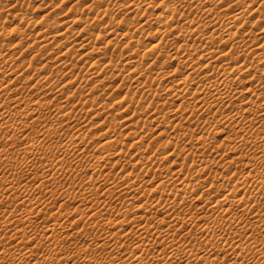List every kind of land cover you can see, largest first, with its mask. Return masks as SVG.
Returning <instances> with one entry per match:
<instances>
[{
    "label": "bare ground",
    "instance_id": "1",
    "mask_svg": "<svg viewBox=\"0 0 264 264\" xmlns=\"http://www.w3.org/2000/svg\"><path fill=\"white\" fill-rule=\"evenodd\" d=\"M25 1H27V0H25ZM65 1H66V3H67V1H69L68 3L72 2V5H73V2L76 4V2H78L79 0H64L62 2H65ZM153 1H155V0H92V3H90V5L82 2L83 4H85L84 7L86 6V9L90 10V12L94 8H96V10H98L96 13L93 11L95 13V15H93L94 20H96L98 18V15H100V14L103 16H106V14L111 13L109 11H113V9L116 10L115 12H117V11H118V13L121 12L120 14H122V12L127 13L128 16L130 14H133L129 18H127L126 17L127 15L124 14L125 16L124 17L121 16L122 17V18H120L121 20L120 19L119 20L113 19V17H111L109 15L106 16V17H110V18H108L109 20L107 19L110 22V23L106 24L108 27H104L106 29V28H109V26H110V29H108V30L106 29L107 33L104 32V35L105 34L106 35L108 34V36L110 35L109 37L107 36V38H109L108 41L105 40L106 39L105 37H104L105 39L103 38V36H104V35H102L103 33L100 36L97 34L98 35L97 37L95 34L93 35L96 37V38H94L95 40H99V39L102 40L101 38H103L105 40V43L106 42L112 43L113 42L112 40L115 39L114 36H116V34L118 33V30H122L123 32L125 31L126 33L123 34V36L118 33L119 36L121 35L123 37V40H121L122 39L121 38L120 40L119 39L116 40V41H118L117 43H116V41L114 42V43H116V45H114L116 49H119L117 47L121 46V45L123 48L124 47H130V45H132V43L134 45L137 44V49H139L138 45L140 44V41H142V40H140V38L138 39L136 37L135 32L140 31V34H141L142 32L145 31L146 28H148L147 27L148 25L149 26L150 25L155 26V28L150 26L151 28H153L155 30V31H152L153 29L150 30V32L152 31L151 32L152 36L154 34H156V35H154V36H156V38L154 37V42H153V44H151V47L150 48H147L148 46L145 47L148 50L143 48L144 51L145 50L146 51L143 53L139 52L140 54L136 53L137 50H134V48H135L134 47L130 50V52H128L126 54L127 58L124 56L127 60L123 59V61H126L124 63V65L127 64V65L131 66V68L128 67L129 70L126 71V73L128 72V74H126L127 80H129L128 78L130 76H132V78H133L132 83L137 84V87L140 88V92H142V96H141L142 98H140V100L138 99L139 103L144 102V104L145 103L147 104V108L148 107L153 108L154 111H152V115H153L152 117L159 114V116L155 117L154 119L152 118L150 120H151V122H153V125L155 126L153 129H155V130L158 129L160 132L158 131L159 133L156 136L154 135V137H151L152 136V132H151L152 129L151 128H150L151 130H149L150 133L148 132L149 128L147 129V132L149 133V134L145 133L147 136L145 134H144V136L141 135V134H143V133H141V131H140L141 134H137L138 133L137 131H139L138 129L137 130L132 129V126L135 125L134 124L135 120L138 123L141 121V123H140L141 126H142V122H143L144 127H146V124L148 126L149 120L146 119L145 115H143V117H141L142 114L141 115H139V113L137 114V111H139V110H136V111L134 110L132 113H129V114H127V116H123V118H121L125 122L124 123L122 121L123 122L122 124H125V126H123V127L129 128V130H130L127 133L128 135H126V136H129V138L132 136L134 138V142H132L131 146L135 148L136 155H138V153L143 155V157H133L134 158L133 160L124 162V163L129 164V166H131V169H130V167L127 165L129 168L126 167L127 171H125V172H123V170L125 169L124 165H122V163L121 164H119V163L126 158L125 156L127 155L126 154L127 148L125 149L124 147H128V146H127V144L125 145V143H123L122 140L120 139V136L122 137V134L119 132L121 129L119 130V128H116L118 125L115 127L113 124L114 128H110V126L108 127V125H110L111 123L110 124L107 123L108 124L107 128H106V130L103 131L104 133H102L105 136L106 141L103 142L104 141L103 140L102 141L103 143H99L100 145L98 143L96 144L97 148H98V146H100L99 149L101 150L99 152L98 151L99 149H97V151L99 153V155H97V156L90 153L91 151L89 150V147L87 148L88 145H84L87 143L86 139L88 138V136L86 134V132H87L86 126H88L87 123L82 124L83 126L82 127L80 126L81 128L79 127L78 130L76 129L77 130V131L75 130L76 132L73 131L74 133H72L71 131H67L68 127H69V129H71L72 121L76 122V121H79L81 119V116L80 117L78 116L79 114H85L86 115L87 113L95 111L92 109L93 107L88 108V110L86 108L90 107V106H96L97 104H99V102L96 101L97 99L94 100L95 99L94 98V99H88L87 100L85 98L86 101L84 100V102L82 101L79 104L76 103L77 102L76 101L75 102L76 105L74 104V106H72V103L70 105L71 99L69 96H68L69 98L67 97V93H65V90L67 89V86L70 87L75 82V80H73L72 82H70L68 80V82L66 81L67 82L66 84H61V86H59V88L54 87L53 84L48 85V83H50V80L51 79L53 80L54 77H57V78H55V80L56 79L58 80V77L65 75V73H64L65 71H62V70L60 71V68L56 69V66L54 67L55 69L50 68V64L48 63L49 60L51 59L50 55L56 54V55H54V59L55 60L58 59L56 62H58L59 63L58 65H60L61 67H63V68L65 67V70H67V68L69 69V67L71 68V65H73V63L71 65L68 64L67 61L65 60V59H67L66 56H68V55L71 56L75 52V48H73V47H74V45L77 44V42L75 44H72L73 43L72 39L68 35V34H71L72 32L70 33V31H69V30H71V26H69L65 23V22H67V20L66 21L64 20L65 22L63 23V24H65V25H63L65 30H63V29L61 30V28L59 30L57 28L58 30H55V32H51V30H53L56 25L52 29L50 28L51 30L49 29V27H51L52 25L57 24V23L59 24V22H56V20H57L56 18H55L53 23H50L51 20L48 22L44 19L46 22H44V20H43L42 26L46 27V28H43L42 31H40L42 28L39 30L40 32H38V34H37V35H40V36H37V37H39V39H37V40H39V43L37 41L38 44L35 42L36 41L35 40V41H33L34 43L31 42L32 44L29 46L28 44H30V43L27 42V44H24L25 43V41H24V43H23L24 46L25 45H27V46H26V48H23V46H22L23 44L21 43V42H23V41H21L23 37L19 38V40L21 39L19 42L21 45L20 44L19 45L22 47V49L20 47H18V48H20V52L17 51L18 53H20V55H18V56L19 57L23 56V58L26 56H29V58H27V60L21 59L22 62L24 61L25 63H27V68L25 67L26 69L31 68L34 70L35 69L34 67H36V65L34 64L35 63L34 61L36 59L39 60V57L43 56V54L46 53L47 56L49 55L48 57H50V59H48L46 62L42 63L40 61L41 62L40 63L38 61V63L41 64L42 68L39 69L38 65H37L36 68H38V69H35L34 72H31L32 71L31 69H30L31 71L23 69L24 68V67L22 68L23 65L22 66L20 65L22 69L18 68L19 66H17L16 62H15V64L13 63L15 60L14 58H17V57L8 58L9 55L7 54L8 56L6 58L4 53L2 54L1 51L3 50L4 47L6 48V46H7L8 48H10L13 45L12 46H9V45L5 46L4 45V47L2 49L0 48V63L2 64V65H0V74H2V75L4 74V76L7 78L9 77L5 81H4V79H6V78H3V80L1 79L2 81H0V96L6 95L7 99H10V100H8V102L3 101V103L0 100V102H1V104H0V116H1V118H0V132H2L1 130H3V129H7V131H9V133L11 132L10 136H9V134H7L10 137L9 138L7 136V141L3 139V138H5L4 136H6V135H4L5 133L2 132L3 138H1V139H3L6 142V143H4L5 145L11 146V149H10L11 152H12V150L13 151L15 150V146L17 145V143L22 142L24 144L23 149L21 147L20 151L17 150L18 153L16 154L17 155L16 157H18L19 152H21L23 154V158H24V160L21 159V162H22V160L24 162H25V160H27L26 162L29 165L26 162H25V164H27V166H29V167L31 166V168H28L26 166L28 171L38 173L37 175H39V173H41V171H42L41 176H39L40 180L36 179L37 176H35V178H34L38 182L37 187H36V189H38V194L40 193V195H41L42 193L46 192L47 190L51 191V189H49V188H51L54 184H55L54 187L56 186V188H59V187H57V186H59V183H56L54 181L51 182L52 179L50 176L48 177V175H49L48 172L50 173V175L54 173L53 175L60 174V175H63V177H64V175H65L64 173L67 172V170H66L67 165H65V164L66 163L70 164V161L66 162L65 164H62V166L56 167V169L53 168L55 165L52 166V164L50 165L49 162L50 161L53 162L54 160H57L58 158L60 159L61 157H63L61 159L62 161L65 159H71L73 164H74V162L77 164L78 169L75 168V165H74V168H75L74 169V168L70 167V165L68 164L69 165L68 168L72 170V171L70 170V172L69 171L68 172L70 174H74V177H76L78 180H84L85 178L87 180H89V179L92 181L94 180L93 181L94 183L91 184L92 185L91 188H90L91 185L87 188L83 185L84 189H82V191L80 193L78 192L79 195L73 194L74 196L73 197L71 196L73 198V200L70 199V200H72L71 203L75 200L79 201L81 199L83 204H84L85 201L86 202L89 201V200H87V198L88 197L90 198V194H92L94 191H97L100 187L101 188L105 187V189H106V190H103L104 192H102V190L100 189L102 192L101 195H103L104 198H105V196L106 197L107 196L108 197L113 196L112 194H114L115 196L116 195L118 196L117 198L114 196L116 199H118V198L122 199L121 198L122 195H124V197H125L124 200L122 201L123 206L120 202L121 200H118L121 204L120 206H122L121 207L122 209L120 208V209L116 210L117 211L116 219H115V217H114V219L112 218L114 221H107L105 218V217H107V215L104 214V218H105L104 221L106 220L107 222H104V223L102 222L103 223L102 224L99 221H96L94 219H92V221L89 222L91 224L92 228L93 227L97 228L96 231L98 233H100L99 232L100 230L105 231V233H108L112 229H114V227H118V230L116 232H114L115 229L112 230L113 231L112 235H114V236L111 235L112 237H114L113 243L109 244L111 239H110V241L107 239L108 237H111V236H109L111 233H108V235H106V237H102L101 240L99 239V237H98V240H96L97 238L94 236L96 239H95V241L92 240V241H94V242H92L93 245L91 243H88L87 245L89 246V248L87 250H85L83 248V250H85L84 251L85 253L83 251H81L82 248H81V250L78 248V250L81 251V253H78L79 255H75L74 257H68V256L64 257L62 255V253L64 251H66L65 254L67 253L66 249L68 247V244L66 246V244H65L66 242L64 241V239H59V237H58L59 234H57L58 236H56L55 233L59 232V231H57L58 227H61L60 229H61V231L63 230V232L65 229L67 231L68 228L72 230V227H74V226H75L74 228L76 229L75 230L76 233L79 232L80 230L78 229L79 231H77L76 225H73L71 227L72 223H71L70 219H69V221H70L69 223H71V224L68 226V224H69L68 218L70 216L63 217L65 214L63 216H61L62 213L59 214L61 212L60 210H58V211L56 210V212H54V211L52 212V207H54L56 205V201L55 200L52 201L50 199L53 195L51 197H49V199H50L49 201H51V202L47 201L46 204L42 205V204H40V201H39L40 199H36V198L33 199L32 196H31L32 198L30 197L29 192H27V191L25 192L27 185L25 186L23 183H21L20 182L21 179H19V181H17L18 179L16 180L15 177H14L15 179H12V177H11V180H10V178H9V180L3 179L4 177L1 176L2 169H3V171L6 169L4 171L6 173L7 168H11L13 165H14V167L15 166L18 167V166L15 165L16 163H15L14 159L12 157H9L11 154L10 153L7 154V151L10 152L8 150V148H6V150H3L4 152L2 151V148L4 145L0 142L1 146L3 145L2 148L0 147L1 148V151H0V167L2 166L1 164L4 165V167L2 169H0L1 170L0 171V205L2 206V204H3V207L5 208V209L2 208V209H4L2 211L0 210V217L3 219L2 222L0 220V236H5V238L8 239V240H6L4 238V240H1L3 237H0V264H3V262L5 260L9 261V264H264V209H262L263 207L261 208L262 204L264 203V79H263V77L256 76L257 71L258 72L260 71L261 74H263V76H264V0H161V2L159 0L160 4L158 3L159 5L157 7L155 6L156 3H154ZM87 2H88V0H87ZM18 3H20V2H18ZM97 3H100V4L104 3V5H107V6L106 7L102 6L103 8L102 7L98 8L97 5H95ZM109 4L110 5L112 4L115 8L113 7L112 9H110L109 7H111L112 5L108 6ZM0 5H1V3H0ZM70 6H71V4H70ZM4 7L6 9V7H9V6L5 5ZM73 7H76V6L74 5ZM73 7L71 6L68 9H72ZM82 7L80 9H83L82 11L84 12L85 8H82ZM158 7H161L160 10ZM2 8H3V6L1 7V11H2ZM3 10H4V8H3ZM8 10L9 9H7V11ZM12 10H13V7H12ZM70 11L75 13L73 16H72V14H70L72 16V18L69 19L68 15L66 17L65 13L63 14V16L65 15V17L71 21L73 19V21H72L73 23L75 21L77 22L79 20H80V22H82V19H84V17H82L83 12L81 10H79V8L77 11L78 12L81 11L82 13L79 12L80 14L76 13L77 11L75 12V10L74 11L70 10ZM19 12H21V11H19ZM64 12L68 13L69 11L68 12L64 11ZM2 13H3V11H2ZM4 13H5V11H4ZM147 13H150V15L148 17L144 18L143 16L144 15L146 16ZM12 14H13V12L12 13L9 12L7 15L12 16ZM84 14L85 13H83V15ZM70 15H69V17H70ZM87 15H89V14L86 13L85 16H87ZM138 15H139V17L142 16V19L143 18L144 19H143V22H141L139 19H137V20H139L138 21L139 23H138V25H135L136 24L135 21H137V20H135V21H133V20L136 19V17ZM13 16L16 17L17 19L22 18V17L18 18L19 17L18 14H17L18 17L16 15H13ZM46 16H49V14H47ZM252 16H254V17H252ZM106 17H104V18H106ZM139 17H137V18H139ZM248 17H252L253 21H250V19H249V21H247L246 19H248ZM11 18H13V17H11ZM16 18H13V19H16ZM100 18L102 19V17H99L98 19H100ZM104 18H103V21H104ZM46 19H47V17H46ZM88 19H90L89 16L87 17V20ZM94 20L91 21L92 24H93V22H95ZM83 21H85V20H83ZM97 21L98 20H96V22L94 23L95 24L94 26L97 25ZM88 22H89V20H88ZM0 23H1V21H0ZM23 23L24 22H22V24ZM127 23L129 25H127ZM248 23L250 24L251 29H249L250 27L247 26ZM85 24H84V26H87V27L82 28L81 33L85 32L86 35L87 34L89 35V33L91 35L92 31L90 30V28H88L90 25H85ZM89 24H90V22H89ZM111 24H113V25L111 26ZM59 25H60V27H62L61 23ZM82 25H83V23H82ZM103 25H105V24L103 23ZM103 25L101 24L100 27L102 26V28H103ZM73 26H74V24H73ZM73 26H72V28H73ZM16 27L17 26H15V28ZM19 27L22 28V25H20ZM19 27H18L19 32L22 33V35H24V33L22 32L23 29L21 31V29H19ZM131 27H133L132 28L133 30H130ZM256 27H257V30L254 29ZM15 28H14V30H15ZM252 28L255 31L254 30L252 31ZM99 29H101V28H99ZM16 30H17V28H16ZM147 30L148 29H146V31ZM89 31H91V32H89ZM13 32L14 31H12V33ZM19 32L17 31V33H19ZM123 32H121V33H123ZM145 32L142 34L144 35V34L148 33L147 38L149 39V37L151 36V35H149L150 34L149 31H147L146 33ZM100 33H101V31H100ZM0 34H1V32H0ZM2 34H3V31H2ZM2 34H1V36H2ZM27 36L29 37V35H27ZM72 36H73V34H72ZM93 36L90 38L92 39ZM25 37L26 36H24V38ZM28 37H26L25 40H28ZM85 37H87V36H85ZM111 37H113V39H110ZM139 37H140V35H139ZM141 38H142V35H141ZM151 39H153V38H151ZM216 39H219V40L216 41ZM87 40H85V42ZM14 41H16V40H14ZM91 41H93V39ZM91 41H90V39L88 40V42L90 44H91ZM144 41H146V40H144ZM16 42H18V40ZM85 42H83V43H85ZM79 43H81V42H79ZM83 43H81V44H83ZM52 44H55V45H53V47H51L50 45H52ZM70 44H72L71 46H73L72 49L69 48V46H68ZM78 44H77V46H78ZM112 44H111V46H112ZM141 44H143V41ZM145 44L147 45V42ZM145 44H144V46H146ZM19 45L15 44L14 47L17 48V46H19ZM56 45H57V48H54ZM89 46L92 47V49L94 48V46H92V45H89ZM122 47H120V48H122ZM31 48H33V49L38 48V49L37 50L35 49L33 51ZM44 48H47V49L42 54L41 50H43ZM65 48H67V50H65ZM83 48L84 49L87 48L86 44L80 45L79 49L81 50ZM13 49H15V48H13ZM73 49H74V51H72ZM126 49H128V48H126ZM129 49H128V51H129ZM140 49L142 50L141 47H140ZM30 50H31V52H30ZM71 52H72V54H69ZM92 52H93V50L92 51L89 50V52H87L86 54H83L81 57H86V55L89 56ZM40 53L42 55H40ZM252 54L255 55L256 60H254L253 58L251 60H249L248 57H249V55H252ZM120 55L123 57L122 53ZM47 56H45V57H47ZM55 56H57V58ZM108 57H110V56H108ZM108 57H104V59L108 58ZM122 57H120L121 60L118 61L119 63L117 61H115L118 57L114 60L115 62H113L114 57H113V59L111 57L112 63L117 62L120 65L122 63ZM40 58H42V57H40ZM43 59H45V58H43ZM111 59H109V61H110L109 63L107 62L108 64L103 66V68L101 69L102 71H105V69L107 67H110V66L112 67V65H110ZM201 59H208V60L205 62L202 61V63H199V61ZM55 60H53V61H55ZM144 60L145 61L147 60V62H144ZM68 61H69V63L74 62L72 60L70 61V59ZM106 61H107V59H106ZM50 63H51V60H50ZM257 63L263 64V66L262 65H261L262 67L257 66L258 65ZM13 64H14V66H13ZM40 64H39V66H40ZM18 65H19V63H18ZM74 65H75V62H74ZM91 65L89 67L91 70L87 69V70H89L87 74H85V75L80 74V76L83 75L81 77L78 74L79 78H81V80L84 82L89 83L91 80L94 79L93 78V77H95L94 74L96 72H98V69H99L98 65L96 66L95 64H93V65H95V66L92 65L93 67H91ZM48 66L50 68L49 70L47 69ZM115 66L117 68V64ZM142 66H143V69L140 68ZM257 67L258 68L260 67V68L256 71ZM74 68H72V69H74ZM164 69H165V71H164ZM254 69H255V72H253ZM113 70L115 71V69H113ZM116 70H118V68ZM69 71L66 72V75H69V73L71 72V71L70 72ZM90 71H92V72L89 73ZM114 71H113V76L115 77L114 74H116V73H114ZM30 72L32 73L31 76H29V75L27 76V74L28 73L30 74ZM80 72H82V71H80ZM86 72H84V73H86ZM115 72H117V71H115ZM118 72H119V70H118ZM119 74H117V75H119ZM177 75L179 77L177 79L173 80L172 79V78H174L173 76L177 77ZM78 76L75 77V79L78 78ZM256 78H258V81L256 80ZM254 79L256 80V82ZM97 80H95V82ZM31 81H33L35 83V84H33V86L30 84V83H32ZM99 81H101V80H99ZM155 81H156V83H155ZM251 81H254L255 83H250ZM91 82H93V81H91ZM42 83H44V85H42ZM98 83L101 84V82H98ZM98 83L95 84L96 87L92 86V88L99 87L100 84L98 85ZM36 85L38 86V88L35 87ZM17 86H19V87L17 88ZM101 86H103L105 88L106 85L103 84V82H102ZM118 86H119V84H118ZM130 86L131 85H129L128 87H130ZM29 87H31V88H29ZM34 87L38 91L37 93L35 92L37 94V96L35 94H33V92H32L33 90L30 91V89H32ZM120 87H122V86H119L118 89ZM20 88H21V91L19 90ZM95 88H94V90H95ZM99 88H101V87H99ZM109 88H111V87L109 86ZM22 89L23 90L29 89V91L28 92L25 91L26 93H24V92H22L23 91ZM54 89H56L55 92H54ZM106 89H107V87H106ZM120 89H119V91L122 92L123 90L122 89L120 90ZM165 89L170 90L171 94L167 95L163 98H159L158 100L152 99L155 97L158 98V96L160 97V95H163V94H160V91L162 93V92L166 91ZM42 90L46 91V92L52 91V93L55 95L54 96L55 99H58L56 97H60V96L62 99L64 98L62 103H57L59 105L56 106L53 104L56 107L53 106L54 107L53 112L49 111L48 114L51 115L53 118L52 120L49 119V121L47 120V116H45V114H46L47 110H50V105H49L50 101H48L49 104H45V103L43 104V102H42L43 100H42L41 102H39V103H42V105H38L39 104L38 101H40V100L34 99V96L36 98V97H38V95L39 96L42 95ZM130 90H132V87ZM136 90H139V89L136 88ZM89 91L92 92L93 90L92 91L89 90ZM101 91H103V90H101ZM93 92L91 94H93ZM134 92L137 93L136 91H134ZM140 92L138 91L139 94H140ZM43 93H45V92H43ZM115 93H113V94H115ZM130 93L132 95V92H130ZM74 94L71 95L73 98H75V96H76V94L75 95ZM91 94L88 93V95H90V96H91ZM166 94L164 92V95H166ZM112 95H109V97L111 96V98L113 99L114 95L113 96ZM118 96H121V95H118ZM127 96H129V95H127V92H126V98H127ZM135 96L136 95L132 96L130 100L128 99L129 97L127 98L130 102L127 100L126 103L128 102L130 104L127 103L128 105L125 106L126 110H123L122 111L123 113L130 110V107H132L131 106L132 103L136 104L138 102V101L136 102V100H137L136 98H135L136 100H134L133 97H135ZM42 97H45V96H42ZM96 97H98V95ZM91 98H93V96ZM77 99H78V97H77ZM115 99H117V98H115ZM170 99L172 101H173V99L175 101L176 100L177 101L182 100V101L179 104H177L176 106H174L175 108H173V109L171 108L172 110L164 111L165 108L163 109V106L164 107H165V105L169 106L168 103H170V104L172 103L170 101ZM4 100H6V99H4ZM80 100H78V101H80ZM133 100L135 102H133ZM190 100L192 101V102H190L191 103L190 105L187 106V105L183 104V102L185 103V102L190 101ZM36 101L38 103V104L36 103L38 106L35 105ZM120 101H124V98H123V100H120ZM120 101L115 100V102H120ZM71 102H73V101H71ZM96 102H97V104H96ZM115 102H113V103H115ZM23 103H24V105H26V107L24 106L25 108H23V110L22 109L20 110V108L22 107L20 105ZM187 104H189V103L187 102ZM103 105H107V103L104 102L101 106L99 105V108H97L98 106L95 107L98 109V110H96L97 116H99V115L101 116L102 113H104L105 108L107 106H103ZM113 105H115V104H113ZM113 105H112V107H113ZM172 105H174V103ZM117 106H118V104H117ZM119 106H121V108H122V105H119ZM169 107H171V106H169ZM113 108H115V107H113ZM168 108H166V109H168ZM12 113H15V115H17V118ZM11 115H13L12 117H15L14 119H17V120L14 121L12 119ZM113 115H112V117H113ZM44 116L46 117L47 121L45 120V118L43 120ZM148 116L150 117L151 114L147 115V118H148ZM77 117H79V118H77ZM171 117H173V118H171ZM49 118H51V117H49ZM114 119H116V118H114ZM137 119H139V120H137ZM38 120H40L39 122L41 123V127L39 128L40 130H38V132H36L37 130L35 131L36 133L39 134L38 138L37 137H36V139L31 138L32 136H30L29 131H33V129L35 127V122L36 121L38 122ZM76 123L79 124L78 122H76ZM103 123H104V121H103ZM77 124H74V126H76ZM99 124L100 123H98V126L102 127V125L101 124L99 125ZM105 124H106V122H105ZM122 124H121V126H122ZM149 124H150V122H149ZM105 126H104V128H105ZM188 126L192 127V128L197 127L198 129H202L203 131L208 126L210 129L206 130L204 132L202 130H200V132L198 131L195 134H191V132L188 130L189 129ZM95 127H97V126H95ZM144 127L143 128L140 127V129H145ZM181 127H183V130H186V131L188 130L189 133L186 132V134H184L185 132L183 131L184 133H183V135H181L183 137H181V136H180V138L177 137L174 139L175 141H170L171 139L169 141H167L168 139H166V140L164 139L168 143L167 142L165 143V141L163 140L165 146H163V145L161 146V144H163V142L162 143L160 142L161 141L160 138H162L160 136H162L165 133L166 134L165 136L167 137L168 136L167 134H169V133H166V132L168 130L171 131V128H172V130L175 131L177 128L181 129ZM64 128H67V130H66L67 133L70 132L71 135L69 136L68 139H66L63 142L62 138L65 136V132H66L64 130ZM227 128L228 129L231 128L232 133H233V137L230 134L231 137L228 136V138H226V140H223L225 138L224 137L222 139L223 142L220 145L212 146V147H214L213 152H215V148H216L217 158L214 157V159H213L215 161L210 162V161L204 160L203 155L201 157L200 154L207 151V149H209V146H210V148H212L211 147L212 142H210L211 137L213 138L212 135L214 133L215 134L216 133L224 134L223 132H225V130ZM36 129H38V128H36ZM96 130H98V128H96ZM132 130L136 131L137 133L133 132ZM193 130H194V128L192 129V131ZM88 131H90V130H88ZM98 131H100V130H98ZM229 131H230V129H229ZM35 132H34V134H35ZM102 134H101V136H102ZM216 135H218V134H216ZM2 136H0V137H2ZM89 136H91V135H89ZM104 136H103V138H104ZM149 137H151V138H149ZM163 137H164V135H163ZM147 138L150 139V142H152V145H153V143L156 144V142H160L161 144L157 143L158 147L160 145V147L165 148V149H163V151H161V152H158L159 151L158 149H157L158 151H156V149H154V151H153L154 145L150 146L151 143H149L150 145L146 146L147 145L146 140H148ZM158 139H160V140H158ZM56 141H59V142H57L58 146H55L56 144L55 145L52 144ZM185 141L186 142H191V141L194 142V145L192 144L193 146H191V148H189V152L187 153V155H188V158L191 159L192 164H190V165H193L194 168H196V167L198 168L197 170L196 169L194 170L196 172H192V173H196V175L199 174V178H196L194 174H191V172H189L188 175H184L185 173H183V171H184V167L186 165L185 161H184L185 163L180 162V164H179V163H175L176 162L175 159H178L177 157L176 158L174 157L175 159L172 160L173 162L171 161L172 163L168 159V158H170V156L172 158V156H174V155H177V156L180 155L179 153L182 152L184 148L179 149V148H181V146L179 147V145H181L180 143H183ZM48 142H50V143L52 142L51 143L52 146L54 145L56 148L57 147L58 148L57 149L53 148L52 150H48V149L52 148V147L49 148L48 145H47L48 149L46 148L45 144ZM12 146H14L13 147L14 149H12ZM222 147H223V151H221L220 153L217 152V149L222 150ZM143 148L145 149L144 151H143ZM131 149H133V148H131ZM184 150H186V149H184ZM245 150H247V152H245ZM128 151H129V149L127 150V152ZM137 151H138V153H137ZM149 151H152V154L149 157H148V155L146 157H144L145 153H148ZM186 152H187V150L185 151V153ZM248 152H250V153H248ZM12 153L15 154L16 152L14 151ZM123 153L125 155L123 157H125V158L122 159ZM22 154L20 156H22ZM112 154L117 155V157H118L117 161L112 162L113 166L115 167V166L122 165V166H120L118 171H116L115 168H113V169L110 168L111 167L110 165H112V164L109 165L110 167H107L108 166L107 163L109 162V157L111 158ZM136 155H135V153L133 154V156H136ZM196 155L198 157H196ZM190 156H192V158ZM204 156H205V154H204ZM212 156H214V155H212ZM19 158H17V160ZM130 158H132V157H130ZM12 159H13V161H12ZM166 159H168L167 162L171 163V165L176 166L177 164H179V165H177L178 167L174 170H171L172 169V167H171V169L169 168L171 170V171L169 170L170 172L169 171L165 172L168 169H166L164 171L165 168H163V166L166 164L163 165L162 162L163 163H166V162H164V161L161 162V160H166ZM15 160H16V158H15ZM34 160H36V161L38 160V162L41 165L40 168L37 167L38 165L36 166V168H34L35 165L37 164V163L34 164ZM186 160H187V158H186ZM17 162H19V161H17ZM57 162L55 163V161H54V164H57ZM157 163L162 164L163 165L162 168H159V166H157ZM216 163L219 164L221 168L223 167L222 170L224 169L225 172H223L222 170H221V172H219L218 168H217V171H213L212 167ZM21 164H23V162L20 163V165ZM73 164H71V165H73ZM104 165H106V167L108 168L107 170H109V168H110V170L105 171ZM167 165H168L167 168L171 166L170 164H167ZM49 166L50 167L52 166V168H48ZM200 166H202V167L200 168ZM20 167H22V165ZM24 167H25V165H24ZM214 167H216V166H214ZM25 168H22V169L24 170ZM173 168H174V166H173ZM114 169H115V172H114ZM128 169H130V170H128ZM137 169H139V172L142 171L141 173L152 172V174L150 175V176H152V178L150 177L151 178L150 181L152 180V182L154 181V179L156 181V179L158 177L160 178V180L157 179L160 182H158V183L156 182L157 184H156L155 188L153 186L155 183L154 184L152 183L153 189L156 193L155 199L153 200L156 203L155 204L156 206L150 205L152 202L150 200V202L148 203L149 206H146V204H145L146 207L144 206V208H143L144 204L142 205V203H141L142 201L141 202L139 201V202L141 203L142 206L141 205L140 206L142 207V209L144 211L143 215H145V212L149 213L152 211V214L151 213H149V214H151L152 217L154 218L155 216L157 217V215L159 213H163V215H165V216L168 215V217H169V214H171V211H172V214L175 213L174 216H172L173 218H171L170 221H169V219L167 220L168 222L166 221V223L168 224V228L166 229V231L169 229L170 234L165 233L164 230H163L164 233L162 231H158V230L156 231L155 229L157 227L155 226L154 223H153V225L156 228L154 229L152 227L153 232L150 234L149 232L151 230L150 227L152 226L151 225L152 222H150V224H142V225H140L141 223L140 224L138 223L139 227L137 228L136 231L134 229L137 227V225H136V227L134 225L135 228L133 230L135 232L132 230V228H133L132 225H131L132 227L130 228L131 230H129V231L124 228V225L126 224V222H128V221L132 222V221H135V219H136V217H134V216L132 218V215H134L135 213L132 214L130 212L133 207L130 210V209H126L127 208L126 206H128V204H129L128 202L130 199H135V197L137 195L136 192H138V191L140 192V190L143 186L142 178H144V177H142V176L139 177V175H137V173H135V171ZM23 170H22V172L25 171V170L24 171ZM52 170H55V171L53 173H51L50 171H52ZM112 170L114 173H116L115 175L117 176V178L120 174L118 181H116L115 179H117V178H114V177H112L114 179L111 180L110 175L112 174ZM192 170H193V168H192ZM8 171H10V170H8ZM18 171H21V170H18ZM28 171H27V173L29 174ZM62 171H66V172H62ZM89 171H91V173H92V175H90V176L87 175V173H89ZM185 171H186V168H185ZM31 172H30V174L32 175L33 173H31ZM208 172H210V174L212 172H214V174H215V175L211 174L212 176H214L215 179L213 177H211V175H208L213 179V181L211 183H209L208 178L205 179L206 177L205 178L203 177L202 179H200L201 173H205L204 174V176H205V175H207ZM121 173H122V175H121ZM134 173L136 175H134ZM7 174L12 176L13 172H12V174L10 172L6 173V175ZM16 174H17V172H16ZM9 175H7L5 177L8 178ZM25 175H26V173H25ZM94 175H97L98 177L95 178ZM112 175L114 176V174H112ZM141 175H143V174H141ZM146 175H149V174H146ZM33 176H34V174H33ZM19 177H21V176H19ZM19 177L17 175V178H19ZM24 177L22 175L21 178L24 179ZM32 177L30 179H32ZM147 177H149V176H147ZM25 178L28 179L27 177H25ZM56 178H55V180H56ZM58 178H57V181H58ZM140 178H141V181H140ZM233 178L236 179L237 184H235V183L233 185L230 184L231 180ZM71 179H73V178H71ZM87 180H85V182H87ZM143 180H144V186H145L147 179L146 180L143 179ZM24 181H26V180L24 179ZM150 181H148V182L150 183ZM202 181L208 182V188H206L204 191L202 188H205L206 186L202 187L204 184V183L202 184ZM26 182H28V180ZM85 182L84 183L82 182V183L85 184ZM90 183H91V181H90ZM90 183H86V185L90 184ZM20 184H21V186H22V184L24 186L20 187ZM70 185H71V183H70ZM28 186H29V184H28ZM147 186H146V188H147ZM30 187H31V185H30ZM76 187H78V186H76ZM167 187H169V188H167ZM20 188L21 189L23 188L22 191L25 189L24 192L28 197H25L26 195L22 196L21 192H20V194H21L20 196H22V197H19V194H16L17 191L21 190ZM69 188L72 189V187H69ZM81 188H82V186H81ZM199 188L202 189L201 195H200V193H198V191H200ZM52 189H53V187H52ZM142 189H145V188L143 187ZM100 190H98L96 193H98ZM147 190H148V188H147ZM147 190L145 189L144 193L143 194L140 193V195L144 196L146 194ZM30 191H31V188H30ZM66 191H67V189H66ZM78 191H80V190H78ZM209 191H210V193L207 194L208 196L212 195L211 193H214V194L212 196L205 197V199H204L203 198L205 195L204 193H207ZM53 192H55V189L51 193H53ZM58 192H59V190H58ZM70 192H68V193H70ZM149 192H150V190H149ZM65 193H67V192H65ZM62 194L65 196V194L63 192L60 195L62 196ZM16 195H18V196H16ZM70 195H72V194H68V196H70ZM101 195H100V197H101ZM61 196H59V197H61ZM92 196H94V198L95 197L97 198V196H99V195L95 196V194H93ZM142 196H140V197L142 198ZM36 197H38V196H36ZM59 197L58 198L56 197V198L59 199ZM146 197H147V194H146ZM149 197H151V196H149ZM46 198H48V197H46ZM91 198H90V200H91ZM110 198H112V197H110ZM153 198H151V199H153ZM162 198L165 199L164 201L166 203L163 201ZM200 198L204 199L203 200L204 202L201 199L202 204H198V203L196 204V202H198L200 200ZM52 199H54V196ZM64 199L66 200L65 197H64ZM64 199H63V202H64ZM136 199H137V197H136ZM160 199H162L161 203H165V204L162 205L161 203H159ZM60 200H58V202ZM104 200H102V203H104ZM109 201H111V200H109ZM96 203H97V201H96ZM113 203L114 202H112V204ZM130 203H132V206H133L134 202H130ZM68 204H70V202H68ZM83 204H81V206H83ZM125 204H127V205L125 206ZM58 205H59V207H61V205H64V204H61V205L58 204ZM107 205H105V203L103 204L104 207ZM160 205H162V207L158 208ZM23 206H25V207H23ZM136 206L137 205L135 204L134 207H136ZM138 206H139V204H138ZM65 207H67L66 204H65ZM83 207H85V206H83ZM83 207H80V208L85 211L86 209ZM91 207H93V206H91ZM96 207H98V206H96ZM99 207H101V206H99ZM107 207H105V208H107ZM111 207H109V208L114 209ZM116 207H118V206H116ZM137 207H136V209H137ZM192 207H193V209L200 211L199 214L196 213V210H193ZM54 208H56V206ZM71 208H73V206ZM180 208H185V210H186V208H188L189 210L192 209L194 211L195 215L190 213L189 215L187 214L188 215V217H187L186 214H184L186 217H184V219H183L181 217L182 213H180L181 216L179 214L177 215V213H176L178 210H180ZM66 209L67 208H63V207L61 208V210H65V211H66ZM69 209H67V210H69ZM81 209H79V210H81ZM90 209H92V208L89 207V210ZM103 209L104 208H102L101 210H103ZM110 209H109V211H110ZM72 210H74V209H72ZM89 210L87 209V211L89 212L88 214L90 215ZM187 210H186V213H189L190 211L188 210V212H187ZM192 210H191V212H192ZM65 211H63V213ZM76 211H78V210H76ZM94 211H96V210H94ZM49 212H50V214L48 216L49 219H48V217L45 219H43V217H42V221L44 222V220H46L47 225L45 224L46 225L45 227L42 225V227L44 228L43 230L40 227L41 231L43 233L42 234L38 233L41 236V239L39 238L40 241L38 240V242H39L38 245L40 246L41 244H43V248H44V246L47 247V249H46V247H45V249L48 250V254L50 252L51 253L49 255H45V256L43 255L42 261L40 259V261L37 260V261L31 262L32 257L35 255L36 246H31L32 248L34 247L33 249L31 247H30L31 249H28L27 246L31 245L30 241H34L35 239H37L34 237L35 239L32 240L31 236L33 237L34 233L38 232V230L35 231L34 226L33 227L31 226V228L29 230H25L26 228L25 229L22 228V226H24L25 224L21 226L20 223L24 222V221H26V223H27V221H29L30 224H29V222H28V224L32 225V223H34L36 221L35 218L38 217L39 214L42 215L41 213L46 214ZM67 212L69 213L70 210ZM74 212L75 211H73L72 213H74ZM80 212L78 211V214H81L78 218L79 219L84 218L83 216H85V215H83V214H85V212L84 213L82 211H80ZM134 212H136V211H134ZM68 213H67V215H68ZM100 213H103V212H101L99 209L95 213H93V214L91 213L92 215H90L88 218H93V217L96 218V217H98V215ZM130 213L132 214L131 216H130ZM113 214L115 215L114 212L112 213V215ZM46 215H48V214H46ZM67 215H65V216H67ZM171 215H170V217H171ZM197 215H199V216H197ZM146 216L144 217V220H145V218L147 220ZM158 216H161V215H158ZM140 217H141V219H143L142 216H140ZM140 217H138V218L140 219ZM156 217H155V219H151V220L148 219V220L154 221V220H157L159 218L158 217L156 219ZM168 217H166V218H168ZM180 217H181V219H180ZM101 218H103V217H101ZM107 218L109 219V217H107ZM206 218L207 219L211 218L210 222L205 220ZM74 220H76V218H74ZM118 220H119V222H118ZM159 220H160V218H159ZM163 220H164V216H163ZM79 221L80 220H78V223L80 224V222H82L83 220L80 222ZM88 221H89V219H88ZM36 222H38V221H36ZM43 222H38V225H40V223H43ZM132 223H134V222H132ZM135 223H136V221H135ZM163 223H165V222H163ZM148 225L149 226L151 225V226L149 227ZM19 226H21L20 227L21 229L18 228ZM35 226L38 227L37 223ZM67 226H68V228H67ZM187 226L191 228V229L189 228L188 231H187ZM29 227H27V228H29ZM86 227H87V225H86ZM80 228L82 230V228L84 229L85 227L81 226ZM95 228H93V229H95ZM160 229L162 230V228H160ZM163 229H164V227H163ZM184 229L187 231V232L185 231V234L183 233ZM171 231H173V233H179V234L183 233L185 236H187V235L192 236L191 238H193V240L195 239L197 241L196 244L198 243V246L195 248H178V246L174 242L175 237L173 236L174 239H171L172 236L170 237ZM73 232H74V229H73ZM73 232H71V233H73ZM62 233H60V235H62ZM66 233L64 234V236L67 235ZM83 233H86V231H84ZM92 233L94 234V231ZM105 233H103L102 236ZM81 234H79V235L77 234V235L81 236ZM131 235H132L133 239H135L138 244L136 243V245H134L135 247L132 250L127 251L128 253H125L123 255L121 254L120 257L118 256V254L114 255L115 254L114 252H116V251L120 252L122 250L125 251L126 249H128V247L126 249H123L124 248L123 246H125L126 242H123L122 240H124V238H128L129 236L131 237ZM54 236H56V238L58 237L59 240L55 239ZM70 236L74 237L76 235L71 234ZM180 236L182 237L183 235H180ZM63 237L61 236V238H63ZM81 237H80V239H81ZM148 237L154 238L155 243L152 244L154 241H152V243H149L151 240H148ZM255 237H257V238L259 237L260 240H257V238H255ZM67 238L65 237V240ZM70 238L72 239V237H70ZM86 238H87V236H86ZM92 238L93 237H91L90 239H92ZM100 238H101V236H100ZM184 238L185 237H183V239ZM189 239H190V237H189ZM75 240L77 241L78 239H75ZM4 241H6V242H4ZM88 241H89V239H88ZM188 241H190V240H188ZM188 241H187V243H188ZM75 242H74V245H73L72 241L70 242L71 245H73V247H76L79 244V242H78V244H76L77 242L76 243ZM145 242L149 243V245H147V244L145 245L144 244ZM28 243H30V244H28ZM80 243H82V241ZM83 243H86V241H84ZM63 244L66 246V249L64 248V250L61 252V248L65 247ZM132 244H135V243H132ZM132 244H131V246L133 247ZM79 247H82V245H80ZM69 248L71 249L72 246ZM107 248H109L110 249L109 251H111V252H108V253H110V255H108L107 257H106V255H105V257H101L100 255L97 256L99 254V253H97L98 250L104 251V249H107ZM34 249H35V251H34ZM72 250H73V248H72ZM74 250H73L72 255L74 254V252H76L77 249H74ZM88 251L90 254L88 253ZM82 252H83V254H82ZM86 252L88 254H86ZM45 253L47 254V252H45ZM60 253H61L62 257L60 256ZM92 253L97 254V255H93ZM105 253H107L106 250H105ZM112 253H114V254H112ZM37 254H39V253L37 252ZM103 254H102V256H103ZM220 255H223V256H220ZM40 257H42V254L40 255ZM146 257H148V259H146ZM35 259H37V257ZM249 259H251L250 262H248Z\"/></svg>",
    "mask_w": 264,
    "mask_h": 264
},
{
    "label": "rangeland",
    "instance_id": "2",
    "mask_svg": "<svg viewBox=\"0 0 264 264\" xmlns=\"http://www.w3.org/2000/svg\"><path fill=\"white\" fill-rule=\"evenodd\" d=\"M62 1H64V0H62ZM62 1H61V0H27V1H25V0H0V3H1V5H0V21H1V23H0V32H1V34H2V31H3L2 36H1V34H0V48L2 49V48L4 47V45H5V46H6V45H9V46H12V45H13L12 47L15 48V49H13L12 47L8 48V47L6 46V48L4 47L3 50H2L1 52H2V54L4 53V55H5L6 58H7L8 55H9L8 58H11V57H12V58L17 57V58H14L16 61L14 60L13 63L15 64V62H16L17 66H19L18 68H20V69H22L23 67H24L23 69H26V68H27V63H25L24 61L22 62L21 59H26V60H27V58H29V56H26V57H24V58H23V56H21L22 58L18 56V55H20V53H18V52H20V48L22 49V47L20 46L21 44L19 43L21 39L19 40V38H20V37H23V38H24V36L28 37L27 35H29L28 40H25L26 37H25L24 39L22 38V40H21V41H23V42H21L22 44H23L24 41H25L24 44H27V42H28V43H30V44H28V45L30 46V45L32 44L31 42H33V41H35V40H36V41H35L36 43H37V41H38V43H39V40H37V39H39V37H37V36H40V35H37V34H38V32L42 31L43 28H46V27H43V26H42V25H43V20H44V19H45L46 21H48V22H49L50 20H51V21L53 20L52 22L50 21V23H53L54 20H55V18H56V19H57L56 22H59V24L61 23V26H62V27H60V25H59L58 23L52 25L51 27H49V29H50V28L52 29V28L56 25V26H55L56 28L54 27L53 30L50 29L51 32H55V30H58V29L60 30V28H61V30H62V29L65 30V28H64V26H63V25H65V24H63V23L67 20V22H65V23H66L67 25L71 26V30H69V31H70V33H71V32H72V33H71V34H68V35H69V37L72 39V42H73L72 44H75L76 42H77V44H78L79 42L83 43V42H85V40H87V39H88V40L90 39V41L93 39V41H91V44H90V43L88 42V40H87V41H86L85 43H83V44L79 43L78 46H77V44L74 45V47L71 46L72 44L68 45L69 48H71V49H72V47L75 48V52H74L75 54L73 53V54H74V55H73L72 52H71V53H69V54H72V55H71L72 57L69 56V55L66 56L67 59H65V60L67 61V63L70 64V65L73 63V65H71V68L69 67V69L67 68V70H65V67L63 68V67H61L60 65H58L59 63L56 62L58 59H56V60L54 59V55H56V54H52V55H50V56H51V59H50V57H48L49 55L47 56L46 53H45L46 55L43 54L47 48H44L43 50H41V53L43 54L44 57H43V56H40V57H42V58L39 57V60L36 59L37 61L35 60V61H34V62H35L34 64L36 65V67H37V65H38V68L40 69V68H42L40 63H41V62H42V63H43V62H46L48 59H50V60H51V63H50V60H49V62H48V63L50 64V68H54V67L56 66V69H59V68H60V71H61V70H62V71H65V72H64V73H65L64 76L62 75V76L58 77V80H57V79L55 80V78H57V77H54L53 80H52V79L50 80V83H48V85L53 84L54 87H56V88L58 87V88H59V86H61V84H66V83L68 82V80H69L70 82H72L73 80H75V82H74L70 87L67 86V89L65 90V93H67V97L69 96L70 99H71V101H73V102L70 101V105H71V103H72V106H74V104L76 105V103L79 104V103L82 102V101L84 102L85 98H86L87 100H88V99H94V98H95L94 100L97 99L96 101H98L99 104H97V102H96V104H97L96 106H90V107H87V108H86V109L88 110V108L93 107L92 109L95 110V111L90 112V113H87L86 115H85V114H79L78 116H79V117L81 116V119H80L79 121H76V122H78L79 124H77L75 121H74V122L72 121L71 129H69V127H68V130H67V128H64V130H65V131H66V130H67V131H71L72 133H74V132H76V131L78 130V128H79L80 126H81V127L83 126L82 124H86V123H87L88 126H86V127H87V129H86V131H87L86 134H87L88 138L86 139L87 143L85 142L86 144H84V145H88L87 148L89 147V150L91 151L90 153H91V154H94V155L97 156V155H99L98 151L100 152L101 150L99 149L100 146H98V148H97L96 144H97V143H98V144H99V143H103V142L106 141V140H105V136H104L102 133H104L103 131L106 130L107 125L111 123L112 125H111V124L108 125V127L110 126V128H114V126L116 127V126L118 125L116 128H119V130L121 129L120 131H119V130H118V131L122 134V137L120 136V139L122 140L123 143H125V145L127 144V146H128V147H124L125 149L127 148V149H126V154H127V155L125 156L124 153H123V155H122V159L126 157L128 160L125 158L126 160H125V159H124V160L121 159L122 161H121L120 163L118 162L119 164L122 163V165H124V168H125V169L123 170V172H125V171H127L126 167H127V168L130 167V169H131V166H129V164L124 163V162H127V161H131V160H133V159H134L133 157H143V155L139 154L138 151H137L138 155H136V150H135V148L131 146L132 142H134V138H133L132 136H131L132 138H131V137L129 138V136H126V135H128L127 133H128L130 130H129V128H124V127H123V126H125V124H122L124 121H123L121 118H123V116H127V114H129V113H132L134 110H135V111H136V110H139L141 113H140L139 111H137V114H138V113H139V115L142 114L141 117H143V115H145L146 119L149 120L150 124H149V122H148V126H147V124H146V127H144V126H143V122H142V126H141V124H140L141 121L138 123V122L135 120V121H134V122H135V123H134L135 125L132 126V129H134V130H135V129H136V130L138 129L139 131H137L138 133H137L136 131H134V130H132V131L135 132V133H137V134H141V133H143V134H141V135L144 136L145 133H146V134H147L148 132L150 133L149 130L152 129V131H151V132H152V136H151V137H154V135L156 136V135L160 132L158 129H157V130L153 129L155 126L153 125V122H151V120H150V119H152V118L154 119L155 117L159 116V114L156 115V116H154V117H152V116H153V115H152V111H154L153 108H149V107L147 108V104H146V103L144 104V102H143V103H142V102L139 103L138 99L140 100V98H142V97H141V96H142V92H140V88L137 87V84L132 83V80H133L132 76H130V77L128 78L129 80H127V78H126L127 75H126V74H128V72L126 73V71L129 70L128 67L131 68V66H130V65H127V64L124 65V63H125L126 61H123V59H124V60H127V59H126V58H127V57H126V54H127L128 52H130V50H131L132 48L135 47L136 49L134 48V50H137L136 53H137V54H140L139 52H142V53H143V52L146 51V50L144 51L143 48H145V47H147V46H148L147 48H150V47H151V44H153V42H154V37L156 38V36H154V35H156V34H154L153 36H152V34H151L152 31H155V30L153 29V28H155V26H154V25H150L151 27H153V28H151V27L148 25V26H147L148 28H146V29H148L147 31H149V33H150L149 35L152 36V37L150 36L149 39L147 38V37H148V33H147V34H144V35L142 34V33H144V32L146 31V29H145V31L142 32L141 34H140V31H136V32H135L136 37H137L138 39L140 38V40L143 41V44H141L142 41H140V44H141L143 47L139 44V45H138V46H139V49H137V44L134 45V44L132 43V45H130L131 48H130V47H124V48H123L122 45H121V46H118V47H117V48H119V49H116L115 46H114V45H116V43L118 42V41H116V40H118V39L120 40L121 38H122L121 40H123V37H122V36H123V34H125L126 32H125V31L123 32L122 30H118V33L121 34L122 36H121V35L119 36V34L117 33L116 36H114L115 39L112 40V41H113V42H112L113 44H112V43H109V42H108V43L106 42V43H107V44H106V43H105V40L108 41L109 38H107L108 34H107V35L105 34L106 36L104 35V32L107 33L106 29H107V30L110 29V26H109V28H106V29L104 28V27H108L106 24L110 23V22L108 21V20H109L108 18H110V17H106V16L109 15V16L113 17V19H117V20H119L120 18H122L121 16L124 17L125 15H127V13H123V12H122V14H123V15H122V14H120L121 12H120V13H118V11L115 12L116 10H114V9H113V11H109L110 9H112V8L114 7L112 4H111L112 6L109 4L108 6H111V7H109L110 9L108 8V9H109L108 11L111 12V13L106 14V16H103V15H101V14L98 15V18H99V17H102V19H101V18H100V19L97 18V19H96V20H98V21H97V25L94 26V25H95L94 23L96 22V20L93 19V18H94L93 15H95V13H96L98 10H96V8H94L95 10L93 9V10L90 12V10H87V9H86V6L84 7L85 4H89V5H90V3H92V0H88V2H87V0H85V1H84V0H82V1L79 0L78 2H76V4L73 2V5H72V2L68 3L69 1H67V3H66V1H65V2H62ZM83 1H84V2H83ZM18 2H20V3H18ZM61 2H62V3H61ZM80 2H81V3H80ZM82 2L85 3V4H83ZM86 2H87V3H86ZM153 2L156 3L155 6L157 7V6L160 4L161 0H160V2H159V0H155V1H153ZM29 3H30V4H29ZM158 3H159V4H158ZM9 4H10V5H9ZM68 4H69V5H68ZM70 4H71L72 7H73L74 5H75L76 7H73L74 9H73V8H72V9H68V8L71 7ZM99 4H100V3H97V4H95V5H97L98 8H101L102 6H103V7H104V6H105V7L107 6V5H104V3H101L100 5H99ZM102 4H103V5H102ZM105 4H106V3H105ZM5 5H6V6H9V7H6V9H5V7H4ZM17 5H18V6H17ZM77 5H78V6H77ZM2 6H3V8H4V10H3V8H2L3 13H2V11H1V7H2ZM69 6H70V7H69ZM82 6H83V7H82ZM10 7H11V8H10ZM12 7H13V10H12ZM81 7H82V8H85L84 12L82 11L83 9H80ZM103 7H102V8H103ZM78 8H79V10H81L83 13H85V14L88 13L89 15L85 16V14L83 15V13H82L81 11H79V12L82 13V17H84V19H82V22H80V20H79V21H77V22L75 21V22L73 23V22H72L73 19H72V21L69 20V19L72 18V16H73L75 13L71 12L70 10H73V11L75 10V12H76V11L78 10ZM98 8H97V9H98ZM114 8H115V7H114ZM158 8H159V10H160L161 7H158ZM7 9H9L10 11H9V10L7 11ZM16 10H17V11H16ZM4 11H5V13H4ZM14 11H15V12H14ZM19 11H21V12H19ZM64 11H67V12L69 11V12H68L69 14L66 13V12H64ZM86 11H87V12H86ZM93 11H94L95 13H94ZM6 12H7V13H6ZM9 12H11V13L13 12L12 16H8V15H7ZM16 12H17V13H16ZM70 12H71V13H70ZM79 12L77 11L76 13H79ZM114 12H115V13H114ZM19 13H20V14H19ZM21 13H22L23 15H22ZM64 13L66 14V17H67V15H68V18H69V19L66 18L65 15L63 16ZM17 14H18L19 17L17 16ZM47 14H49V16H46ZM70 14H72V16H71ZM79 14H80V13H79ZM110 14H111V15H110ZM114 14H115V15H114ZM116 14H117V15H116ZM124 14H125V15H124ZM13 15H16L18 18H21V17H22V18H21V19H17V18L14 17ZM69 15H70V17H69ZM132 15H133V14H130L129 16L127 15L126 17L129 18V17H131ZM149 15H150V13H147V15H146V16L144 15L143 17L146 18V17H148ZM88 16L90 17V19H88L89 22H90V24H89V22H88V20H87V17H88ZM115 16H116L117 18H116ZM3 17H4V18L6 17V18L4 19ZM11 17L16 18V19H13V18H11ZM44 17H45V18H44ZM46 17H47V19H46ZM63 17H64L65 19H64ZM104 17H106V18H104ZM114 17H115V18H114ZM118 17H119V18H118ZM126 17H125V18H126ZM137 17H139V15H138ZM137 17H136V19H134L133 21L139 19L141 22H143V19H144V18L142 19V16H140L139 18H137ZM252 17H254V16H252ZM252 17H248V19H246V20L249 21V19H250V21H253V18H252ZM53 18H54V19H53ZM76 18H77V17H76ZM76 18H75V19H76ZM103 18H104V21H103ZM7 19H8V20H7ZM23 19H24V20H23ZM48 19H49V20H48ZM107 19H108V20H107ZM22 20H23V21H22ZM45 20H44V22H46ZM64 20H65V21H64ZM83 20H85V21H83ZM93 20H94L95 22H93V24H92L91 21H93ZM101 20H102L103 22H102ZM120 20H121V19H120ZM139 20L135 21L136 24H135V23H134V24H135V25H138V23H139L138 21H139ZM30 21H31L32 23H31ZM86 21H87V22H86ZM99 21H100V22H99ZM13 22H14V23H13ZM22 22H24V23L22 24ZM71 22H72V23H71ZM98 22H99V23H98ZM106 22H107V23H106ZM30 23H31V24H30ZM82 23H83V25H82ZM85 23H86V24H85ZM87 23H88V24H87ZM103 23H104L106 26L103 25ZM112 23H113V22H112ZM28 24H29L30 26H29ZM71 24H72V25H71ZM73 24H74V26H73ZM79 24H80V25H79ZM84 24H85V25H90V26L88 27V28H90V30L92 31V32L89 31V32H91V35H90V33L88 32L90 36H89L88 34L86 35L85 32L81 33V32H82V31H81L82 28L87 27V26H84ZM99 24H100V25L102 24V25H103V28H102V26L100 27ZM113 24H114V23H113ZM113 24H111V26H112ZM248 24H249V23H248ZM248 24H247V26H249V27H250L249 29H251L250 24H249V25H248ZM20 25H22V28L19 27ZM58 25H59V26H58ZM109 25H110V24H109ZM127 25H129V24L127 23ZM15 26H17V27H16L17 30H16ZM41 26H42V27H41ZM57 26H58V27H57ZM72 26H73V28H72ZM93 26H94V27H93ZM13 27L15 28L16 31L14 30ZM18 27H19V29H21V31H22V29H23L22 32L24 33V35H22V33L19 32ZM91 27H92L93 29H92ZM11 28H12V29H11ZM41 28H42V29H41ZM57 28H58V29H57ZM99 28H101V29H99ZM132 28H133V27H131L130 30H133ZM246 28H247V27H246ZM40 29H41V30H40ZM102 29H103V30L105 29V30L103 31ZM152 29H153V30H152ZM254 29L257 30V27L254 28ZM254 29L252 28V31H253ZM9 30H10V31H9ZM39 30H40V31H39ZM73 30H74V31H73ZM150 30H152V31L150 32ZM255 30H254V31H255ZM12 31H14V32L12 33ZM17 31H18L19 33H17ZM97 31H98L99 33H100V31H101V33L99 34ZM147 31H146V32H147ZM10 32H11V33H10ZM95 32H96V33H95ZM121 32H123V33H121ZM146 32H145V33H146ZM68 33H69V32H68ZM102 33H103V34H102ZM153 33H154V32H153ZM72 34H73V36H72ZM94 34L96 35V37H97L98 35L100 36V35L102 34V35H104L103 38L105 37L106 39L104 38V39H105V40H104L103 38H101L102 40H100V39H99V40H95L94 38H96V37L93 36ZM97 34H98V35H97ZM70 35H71L72 37H71ZM84 35L87 36V37H85ZM139 35H140V37H139ZM141 35H142V38H141ZM92 36H93V38L91 39L90 37H92ZM109 36H110V35H109ZM109 36H108V37H109ZM118 36H119V37H118ZM88 37H89V38H88ZM117 37H118V38H117ZM85 38H86V39H85ZM151 38H153V39H151ZM71 39H70V40H71ZM81 39H82V40H81ZM110 39H113V37H111ZM143 39L146 40V41H144ZM14 40H16V41L18 40V42L14 41ZM157 40H158V39H157ZM218 40H219V39H216V41H218ZM13 41H14V42H13ZM78 41H79V42H78ZM82 41H83V42H82ZM95 41H96V42H95ZM115 41H116V43H114ZM12 42H13V43H12ZM70 42H71V41H70ZM87 42H88L89 44H88ZM92 42H93V43H92ZM146 42H147V45L145 44ZM33 43H34V42H33ZM38 43H37V44H38ZM10 44H11V45H10ZM15 44H17V45L20 44V45L17 46V48H16V47H14ZM24 44H23L22 46H23V48H26L27 45L24 46ZM84 44H86L87 48H86V49L83 48V49L80 50V49H79V48H80V45H84ZM111 44H112V46H111ZM144 44H145L146 46H144ZM149 44H150V45H149ZM53 45H55V44H52V45H50V46L53 47ZM89 45L94 46L95 49H94V48L92 49V47H90ZM50 46H49V47H50ZM113 46H114V47H113ZM18 47H20V48H18ZM89 47H90V48H89ZM99 47H100V48H99ZM101 47H102V48H101ZM120 47H122L123 49L120 48ZM140 47L142 48V50L140 49ZM11 48H12V49H11ZM54 48H57V45H56ZM98 48H99V49H98ZM113 48H114V49H113ZM126 48H128V49L130 48L129 51H128V49H126ZM147 48H145V49H147ZM10 49H11V50H10ZM31 49L34 51L35 49L37 50L38 48H35V49L31 48ZM52 49H53V48H52ZM52 49H51V50H52ZM115 49H116V50H115ZM121 49H122V50H121ZM125 49H126V50H125ZM65 50H67V48H65ZM65 50H64V51H65ZM89 50H90V51L93 50V52H92L89 56L86 55V57H81L83 54H86L87 52H89ZM101 50H102V51H101ZM124 50H125V51H124ZM138 50H139V51H138ZM147 50H148V49H147ZM17 51H18V52H17ZM42 51H43V52H42ZM72 51H74V49H73ZM113 51H114V52H113ZM5 52H6V53H5ZM30 52H31V50H30ZM30 52H29V53H30ZM41 53H40V55H42ZM101 53H102V54H101ZM104 53H105V54H104ZM121 53L123 54V57L125 56L126 58H125V57L123 58V57L120 55ZM7 54H8V55H7ZM27 54H28V53H27ZM80 54H81V55H80ZM107 55L110 56V57H108ZM111 55H112V56H111ZM118 55H119V56H118ZM135 55H136V54H135ZM45 56H47V57H45ZM74 56H75V57H74ZM116 56H117L118 58H117ZM52 57H53V58H52ZM55 57L57 58V56H55ZM78 57H79V58H78ZM104 57H108V58H105V59H104ZM111 57H112V59H113V57H114L113 62H115V61L118 62L119 60H121L120 57H122V63H121L120 65L118 64L119 62H118V63H117V62H116V63H112V59H111ZM43 58H45V59H43ZM68 58L70 59V61H71V60L74 61V62H75V65H74V62H70V63H69V61H68L69 59H68ZM116 58H117V59H116ZM119 58H120V59H119ZM248 58H249V60H251L252 58H253L254 60H256L255 55H253V54H252V55H249ZM19 59H20V60H19ZM52 59L55 60V61H53ZM106 59H107V61H106ZM109 59H111V63H112V64L110 63V65H112V67H111V66H110V67H107L108 69H107V68H106V69L104 68L105 71H102L101 69L103 68V66H105L106 64H108V63L110 62ZM115 59H116V60H115ZM78 60H79V61H78ZM104 60H105V61H104ZM114 60H115V61H114ZM135 60H136V59H135ZM207 60H208V59H201V60L199 61V63H202V61L205 62V61H207ZM38 61H39V62L41 61V62L38 63ZM21 62H22V63H21ZM107 62H108V63H107ZM144 62H147V60H146V61L144 60ZM18 63H19V65H18ZM20 63H21V64H20ZM14 64H13V66H14ZM39 64H40V66H39ZM55 64H56V65H55ZM91 64H92V65L95 64L96 66L98 65V68H99V69H98V72H96L97 74H96V73L94 74L95 77H93L94 79L91 80V81H93V82H91V81H90L91 83H90V82H89V83H88V82H84V81L81 80V78H79V76H80V74H84V75L87 74L88 71L91 70V69L89 68ZM103 64H104V65H103ZM116 64H117V68H118L119 72H118V70H116V69H117L116 66H115ZM257 64H258V63H257ZM0 65H2V64L0 63ZM20 65H21V66L23 65L22 68H21ZM25 65H26V66H25ZM35 65H34V66H35ZM57 65H58V66H57ZM92 65H91V67L95 66V65H93V66H92ZM131 65H132V64H131ZM172 65H173V64H172ZM261 65L263 66V64H258L257 66L262 67ZM75 66H76V67H75ZM25 67H26V68H25ZM36 67H34V68H35V69H38V68H36ZM74 67H75V68H74ZM144 67H145V66H144ZM260 67H259V68H260ZM32 68H33V67H32ZM46 68H47V67H46ZM50 68H49V66H48L47 69L49 70ZM72 68H74V69H72ZM120 68H121V69H120ZM132 68H133V67H132ZM140 68L143 69V66L140 67ZM259 68L257 67L256 71H257ZM30 69H31V68H30ZM30 69H26V70H29V71L32 70L31 72H34V70H35V69H34V70H33V69L30 70ZM54 69H55V68H54ZM87 69H89V70H87ZM113 69H115V71H117V72H115ZM45 70H46V69H45ZM69 70H70L71 72H70ZM96 70H97V69H96ZM96 70H95V71H96ZM112 70L114 71V73H116V74H114L115 77L113 76V71H112ZM120 70H121V71H120ZM67 71H69L71 74L69 73V75H66V72H67ZM80 71H82V72H80ZM86 71H87V72H86ZM164 71H165V69H164ZM31 72H30V74L28 73L27 76H28V75L31 76V74H32ZM84 72H86V73H84ZM91 72H92V71H90L89 73H91ZM253 72H255V69H254ZM257 72H258V71H257ZM257 72H256V76L263 77V79H264L263 74H261L260 71H259L258 73H257ZM73 73H74V74H73ZM99 73H100V74H99ZM110 73H111L112 75H111ZM119 73H120V74H119ZM121 73H122V74H121ZM78 74H79V76H78ZM117 74H119V75H117ZM257 74H258V75H257ZM73 75H74V76H73ZM97 75H98V76H97ZM109 75H110V76H109ZM116 75H117V76H116ZM124 75H125V76H124ZM129 75H130V74H129ZM129 75H128V76H129ZM72 76H73V77H72ZM77 76H78L79 79L76 78V79H77V80H76L75 77H77ZM81 76H83V75H81ZM81 76H80V77H81ZM107 76H108V77H107ZM123 76H124V77H123ZM1 77H2V78H1ZM86 77H87V76H86ZM96 77H97V78H96ZM105 77H106V78H105ZM109 77H110V78H109ZM122 77H123V78H122ZM173 77H174V78H172V79L175 80V79H177L179 76L177 75V77H176V76H173ZM3 78H6V79H4V81H5V80H7L9 77L7 78V77L4 76V74H3V75L0 74V81H2ZM59 78H60V79H59ZM61 78H62V79H61ZM89 78H90V77H89ZM125 78H126V79H125ZM1 79H2V80H1ZM71 79H72V80H71ZM97 79H98V80H97ZM95 80H97L98 82H101V84L98 83L97 81L95 82ZM99 80H101V81H99ZM173 80H172V81H173ZM254 80H255V79H254ZM256 80L258 81V78H256ZM256 80H255V82H256ZM59 81H60V82H59ZM66 81H67V82H66ZM79 81H80V82H79ZM31 82H32V83H30V84L33 86V84H35V83H34L33 81H31ZM51 82H52V83H51ZM58 82H59V83H58ZM83 82H84V83H83ZM94 82H95V83H94ZM102 82H103V84L106 85L105 88H104L103 86H101V85H102ZM255 82H254V81H251L250 83H255ZM57 83H58V84H57ZM79 83H80L81 85H80ZM97 83H98V85L100 84L99 87H101V88H99V87L95 88V87H96L95 84H97ZM155 83H156V81H155ZM56 84H57V85H56ZM76 84H77V85H76ZM118 84H119V86H122V87H120V88L123 90L122 92L119 91L120 88L118 89V87H119ZM126 84H127V85H126ZM153 84H154V83H153ZM244 84H245V83H244ZM42 85H44V83H42ZM55 85H56V86H55ZM90 85H91V86H90ZM98 85H97V86H98ZM129 85H131V86L128 87ZM132 85H133V86H132ZM155 85H156V84H155ZM13 86H14V85H13ZM82 86H83V87H82ZM92 86H95V87H94L95 90H94V88H92ZM109 86H110L111 88H109ZM18 87H19V86H17V88H18ZM35 87L38 88L37 85H36ZM35 87L32 88V89H30V91L33 90V91H32L33 94H35V95L37 96L36 93H37L38 91H37V89H35ZM68 87H69V88H68ZM73 87H74V88H73ZM78 87H79V88H78ZM84 87H85V88H84ZM102 87H103V88H102ZM106 87H107V89H106ZM123 87H124L125 89H124ZM131 87H132V90H130ZM29 88H31V87H29ZM89 88H90V89H89ZM91 88H92V89H91ZM116 88H117V89H116ZM129 88H130V89H129ZM136 88L139 89V90H136ZM26 89H27V88H26ZM77 89H78V90H77ZM100 89L103 90V91H101ZM104 89H105V90H104ZM121 89H120V90H121ZM128 89H129V90H128ZM19 90L21 91V88H20ZM22 90H23V89H22ZM34 90H35V91H34ZM55 90H56V89H54V92H55ZM71 90H72V91H71ZM82 90H83V91H82ZM89 90H91V91L93 90V91H94V92L92 91L93 94H91L92 92H90ZM165 90H166V89H165ZM25 91L28 92L29 89H28V90H25V89H24L22 92L26 93ZM69 91H70V92H69ZM76 91H77V92H76ZM118 91H119V92H118ZM125 91L127 92V95H129V96H127V98L129 97V98H128L129 100L131 99L132 96L136 95V96L133 97V98H134V100L137 99L136 102L138 101L136 104H135V103H134V104L132 103V105H131L132 107H130V110H129V111H126L127 113H126V112H124V113L122 112L123 110H126V109H125V108H126L125 106H127L128 104H130V103H128V102H127L128 104L126 103V101H127L128 99L126 98V92H125ZM129 91L132 92V95H131V93H130ZM134 91H136L137 93H135ZM138 91L140 92V94L138 93ZM162 91H163V90H162ZM166 91H167V92H166ZM166 91H164L165 94L167 93L166 95H164V92L161 93V91H160V94H163V95H160V97L158 96V98L155 97V98H152V99H154V100H158L159 98H163V97H165V96L171 94L170 90H166ZM35 92H36V93H35ZM43 92H45L46 94L43 93ZM49 92H50V91H47V92H46V91H43V90H42V95H40L41 97L38 95V97L35 98V96H34V99H36V100H40V101H38V103L41 102V101L43 100V101H42L43 104H44V103H45V104H49L48 101H50V104H49V105H50V110H47V112H46L47 115L45 114V116H47V120H48V121H49V119H51V120L53 119L52 116L48 114L49 111L53 112L54 107H56L57 105H59V104H57V103H62V102H63V99H64V98L62 99L61 96H60V97H56V98H58L59 100H58V99H55V97H54L55 95L52 93V91H51L50 93H49ZM79 92H80L81 94H80ZM97 92H98V93H97ZM101 92H102V93H101ZM104 92H105V93H104ZM115 92H116V93H115ZM74 93L76 94V96L78 97V99H77L76 96H75V98H73V97L71 96V95H73ZM88 93H90L91 96L88 95ZM113 93H115V94H113ZM117 93H118V94H117ZM119 93H120V94H119ZM133 93H134V94H133ZM168 93H169V94H168ZM69 94H70V95H69ZM75 94H74V95H75ZM83 94H84V95H83ZM96 94L98 95V97H96V96H97ZM112 94H113L114 96H113ZM138 94H139L140 96H139ZM95 95H96V96H95ZM109 95H112L114 100L111 98V96L109 97ZM115 95H116V96H115ZM118 95H121V96H118ZM9 96H10V95H9ZM42 96H45V97H42ZM81 96H82V97H81ZM89 96H90V97H89ZM92 96H93V98H91ZM69 97H68V98H69ZM79 97H80V98H79ZM120 97H121V98L123 97V98H124V101H120V100H123V98L121 99ZM0 98H1L0 100H1L2 103H3V101H4V102H6V101L8 102V100H10V99H7L6 95L0 96ZM39 98H40V99H39ZM82 98H83V99H82ZM101 98H102V99H101ZM109 98H110L111 100H110ZM115 98H117V99H115ZM125 98H126V99H125ZM135 98H136V99H135ZM156 98H157V99H156ZM2 99H3V100H2ZM4 99H6V100H4ZM61 99H62V100H61ZM76 99H77V100H76ZM80 99H81V100H80ZM78 100H80V101H78ZM99 100H100L101 102H100ZM115 100H116V101H120V102H115ZM129 100H128V101H129ZM134 100H133V102H135ZM143 100H144V99H143ZM193 100H194V99H193ZM58 101H59V102H58ZM76 101H77V102H76ZM85 101H86V100H85ZM110 101H111V102H110ZM170 101H171L172 103H171V104L168 103V105L171 106V107H169V106H167V105H165V107L163 106V109L165 108L164 111L172 110L173 108H175L174 106H176L177 104H179L182 100H180V101H177V100H176V101H175V100L173 99V101H172V100L170 99ZM170 101H169V102H170ZM1 102H0V104H1ZM75 102H76V103H75ZM102 102H103V103L106 102L107 105H103V106H107V107L105 108V111H104V113H102L101 116H100L99 114H98L99 116H97V115H96V112H97L96 110H98L97 108H99V105L101 106V105L103 104ZM113 102H115V103H113ZM122 102H123V103H122ZM129 102H130V101H129ZM187 102H188L189 104H187ZM187 102H185V103L183 102V104H185V105L188 106V105L191 104L190 102H192V101L190 100V101H187ZM194 102H195V101H194ZM36 103H37V101L35 102V105H36V106H38V105H42V103H39V104L37 103L38 105H37ZM100 103H101V104H100ZM116 103L118 104V106H117ZM121 103H122V104H121ZM138 103H139V104H138ZM173 103H174V105H172ZM53 104L56 105V106H54ZM108 104H109V105H108ZM113 104H115L116 106L113 105ZM125 104H126V105H125ZM51 105H52V106H51ZM112 105H113V107H115V108H113ZM119 105H122V108H121V106H119ZM20 106H22V107L20 108V110H21V109L23 110V108L26 107V105H24V103L21 104ZM24 106H25V107H24ZM53 106H54V107H53ZM97 106H98V107H97ZM145 106H146V107H145ZM95 107H97V108H95ZM109 107H110V108H109ZM111 107H112V108H111ZM119 107H120V108H119ZM168 107H169L170 109H169ZM51 108H52V109H51ZM108 108H109V109H108ZM141 108H142V109H141ZM166 108H168V109H166ZM171 108H172V109H171ZM107 109H108V110H107ZM112 109H113V110H112ZM131 109H132V110H131ZM151 109H152V110H151ZM20 110H19V111H20ZM161 110H162V109H161ZM108 111H109V112H108ZM112 111H113L114 113H113ZM147 111H148V112H147ZM121 112H122V113H121ZM142 112H143V113H142ZM145 112H146L147 114H146ZM149 112H150V113H149ZM170 112H171V111H170ZM125 113H126V114H125ZM144 113H145V114H144ZM12 114L17 118V115H15V113H12ZM100 114H101V113H100ZM110 114H111V115H110ZM113 114H114V115H113ZM149 114H151V116H150V117L148 116V118H147V115H149ZM13 115H11V117H12ZM112 115H113V117H112ZM160 115H161V114H160ZM45 116L43 117V120H44V118H45V120H46V117H45ZM82 116H83V117H82ZM161 116H162V115H161ZM15 117H12V119H13L14 121L17 120V119H14ZM49 117H51V118H49ZM79 117H77V118H79ZM85 117H86V118H85ZM108 117H109L110 119H109ZM0 118H1V116H0ZM84 118H85V119H84ZM114 118H116V119H114ZM161 118H162V117H161ZM161 118H160V119H161ZM171 118H173V117H171ZM105 119H106V120L108 119V120L106 121ZM111 119H112V120H111ZM113 119H114V120H113ZM143 119H144V118H143ZM40 120H41V119H40ZM40 120H38V122H37V121L35 122V127H34V129L32 128L33 131H29V132H30V136H32L31 138H35V139H36V137L38 138V135H39V134L36 133V132H38V130H40V129H39V128L41 127V123L39 122ZM47 120H46V121H47ZM75 120H76V119H75ZM85 120H86V121H85ZM137 120H139V119H137ZM80 121H81V122H80ZM82 121H83V122H82ZM84 121H85V122H84ZM98 121H99V122H98ZM103 121H104V123H103ZM111 121H112V122H111ZM118 121H119V122H118ZM122 121H123V122H122ZM96 122H97V123H96ZM105 122H106V124H105ZM136 122H137L140 126H139ZM44 123H45V122H44ZM70 123H71V122H70ZM98 123H100V124L102 125L103 128H102L101 126H98ZM107 123H108V124H107ZM116 123H117V124H116ZM124 123H125V122H124ZM151 123H152V124H151ZM37 124H38V125H37ZM74 124H77V125L74 126ZM93 124H94V125H93ZM100 124H99V125H100ZM113 124H114V126H113ZM119 124H120V125H119ZM121 124H122V126H121ZM167 124H168V123H167ZM167 124H166V125H167ZM39 125H40V126H39ZM72 125H73V126H72ZM92 125H93V126H92ZM103 125H104V126L106 125L105 128H104ZM36 126H37V127H36ZM95 126H97V127H95ZM112 126H113V127H112ZM138 126H139V127H138ZM81 127H80V128H81ZM140 127H142V128L144 127L146 130H145V129H140ZM185 127H186V126H185ZM188 127H189V126H188ZM188 127H187V128H188ZM36 128H38V129H36ZM94 128H95V129H94ZM96 128H98V130H100V131L96 130ZM99 128H100V129H99ZM148 128H149V129H148ZM150 128H151V129H150ZM193 128H194V130L192 131ZM193 128H192V127H189V129H188V130L191 132V134H195L196 132H198V131L200 132V130H202V129H198L197 127H193ZM76 129H77V130H76ZM147 129H148V132H147ZM184 129H185V128H184ZM209 129H210V128H209V126H208L206 129H204V131L209 130ZM227 129H228V128H227ZM227 129L225 130V132H223L224 134H222V133H216V134H218V135H216V134L214 133V134L212 135L213 138L211 137V140H210V142H212V143H211V147H212V146H218V145H220V144L223 142L222 139H223L224 137H225V138H224L223 140H226V138H228V136L231 137V135H232V137H233V133H232L231 128H229L230 131H229V129H228V130H227ZM5 130H6V131H5ZM36 130H37V131H36ZM75 130H76V131H75ZM88 130H90V131H88ZM93 130H94V131H93ZM142 130H143L144 132H143ZM154 130H155L156 132H155ZM188 130H187V131H186V130H183V127H181V129H178V128H177V129L174 131V130H172V128H171V131H172V132H171L170 130H168V131L166 132V133H169V134H167V135H168L167 137L165 136V135H166L165 133L163 134L164 137H163V135L160 136V137H162V138H160V139H161L160 142L162 143L164 139H165V140L168 139L167 141H169L170 139H171L170 141H175L174 139L177 138V137L180 138V136L183 135L184 132H185L184 134H186V132L189 133ZM1 131H2L3 133H5L4 135H6V136H4V137H5L6 139L3 138V136H2L3 133L0 132V133H1L0 136H2V137H0V142L4 145V146L2 145L3 148H4V147H5V148H4V149L2 148L1 143H0V147L2 148V151H3V150H6V148H8V150L10 151L11 146L5 145L4 143H6V142H5L4 140L7 141V136H8L7 134H9V136H10L11 132L9 133V131H7V129H3V130H1ZM35 131H36V132H35ZM67 131L65 132V136H66V137L63 135V136H64V137L62 138V139H63V140H62L63 142H64L66 139H68L69 136L71 135V133H70V132L67 133ZM73 131H74V132H73ZM121 131H122V132H121ZM140 131H141V133H140ZM158 131H159V132H158ZM183 131H184V132H183ZM202 131H203V130H202ZM204 131H203V132H204ZM34 132H35V134H34ZM230 132H231V133H230ZM69 133H70V134H69ZM93 133H94V134L96 133V134H95L96 136H95ZM97 133H98L100 136H99ZM123 133H124V134H123ZM149 133H148V134H149ZM188 133H187V134H188ZM67 134H68V135H67ZM101 134H102V136H101ZM146 134H145V135H146ZM179 134H180V135H179ZM230 134H231V135H230ZM89 135H91V136H89ZM97 135H98V136H97ZM124 135H125V136H124ZM178 135H179V136H178ZM9 136H8V137H9ZM34 136H35V137H34ZM67 136H68V137H67ZM92 136H93V137H92ZM103 136H104V138H103ZM146 136H147V135H146ZM174 136H175V137H174ZM90 137H91V138H90ZM101 137H102V138H101ZM127 137H128V138H127ZM151 137H149V138H151ZM181 137H183V136H181ZM1 138H3L4 140L1 139ZM9 138H10V137H9ZM9 138H8V139H9ZM64 138H65V139H64ZM100 138H101V139H100ZM106 139H107V138H106ZM147 139H148V138H147ZM160 139H158V140H160ZM1 140H2V141H1ZM90 140H91V141H90ZM92 140H93V141H92ZM103 140H104V141H103ZM132 140H133V141H132ZM148 140H149V141H148ZM148 140H146V141H147V142H146V144H147L146 146L150 145L149 143H151L150 146H153V145H154V146H153V147H154V148H153V151H154V149H156V151L159 150L158 152H161V151H163V149H165V148L160 147V145H159L160 148L158 147V144H157V143L161 144L160 142H156V144L153 143V145H152V142H150V139H148ZM165 140H164V141H165ZM3 141H4V142H3ZM102 141H103V142H102ZM167 141H165V143H166ZM57 142H59V141H56V142H54V143L51 142V143L54 144V145L56 144L55 146H58V145H57V144H58ZM49 143H50V142H48V143L45 144L47 149H48V147H49V148L52 147L51 149H48V150H52L53 148H54V149L56 148L54 145L52 146V144H51V143L49 144ZM93 143H94V144H93ZM167 143H168V142H167ZM190 143H191V144H190ZM217 143H218V144H217ZM180 144H181V145H179V147L181 146V148H179V149L184 148V149L187 150V152L185 153L186 150L183 149V151L179 153L180 155H178V156H177V155H174V156H172V158H171V156H170V158H168V159H169L170 162H171L172 160H174V159L177 157L178 159H175V160H176L175 163H179V164H180V162L182 163V162L185 161L186 163H185V162H184V163H185L186 165H185V167H184V171H183V173H185L184 175H188V173L191 172V174H194L196 178H199V174L196 175V173H192V172H196V171H194V170H195V169L197 170L198 168H197V167L194 168L193 165H190V164H192V163H191V159H189V158H188V155H187V153L189 152V148H191V146L194 145V142H193V141H191V142H186V141H185V142L180 143ZM182 144H183V145H182ZM192 144H193V145H192ZM214 144H215V145H214ZM17 145H18V146H17ZM17 145L15 146V150H14V151L16 152L15 154L12 153V152H14L13 150H12V152H11V151H10V152L7 151V154H9V153L11 154L10 156H9V155H8V156H9V157H12V158L14 159V161H15V163H16L15 165H17L18 167H16V166L14 167V165H13L11 168H7V172H6V173H9V172H10V173L12 174V172H13L14 175L12 174V176H11V175L7 174V175H9V177H8V178L5 177V176H7L6 173L4 172L6 169L3 171L2 168L4 167V165L1 164V165H2V166L0 167V169H2V171L0 170V171L2 172V173H1V176H3V177H4L3 179H5V180H9V178H10V180H11V177H12V179H15V178H16V180L18 179L17 181H19V179H21L20 182L23 183L25 186L27 185V187L29 188V189H28V188L26 187V190L24 189L25 192H26V191L29 192L30 197L32 196L33 199H35V198H36V199H40L39 201H40V204H42V205L46 204L47 201H48V202H51V201H49L50 199H51L52 201L55 200V201H56V205H55L56 208H54L55 206L52 207V212H53V211L56 212V210H57V211L60 210L61 212L59 211V212H60L59 214L62 213L61 216H63L64 214L67 215V213H68L67 211L70 210V212L68 213V215H67V216L64 215L63 217H68V216H70V217L68 218V223L71 221L72 224L69 223L68 226H69L70 224H71V227H72L73 225H76V227H77V231H79V230H80V231L76 233V231H75L76 229L74 228L75 226L72 227V230L69 229L68 226H67L68 229H67V231H66V229L64 228V229H65L64 232H63V230L61 231V229H60L61 227H58L57 231H59V232H56V233H55L56 236H58L57 234H59V236H58L59 239H64V241L66 242V243H65L66 246H67V244H68L67 249H66V246H65L64 244H63V245H64L65 247H62L63 249L61 248V252L64 250V248L67 250V253H66V254H65L66 251H64V252L62 253V255H63L64 257H65V256H66V257H67V256H68V257H74L75 255H79L78 253H81V251L84 252L85 250H87V249L89 248V246L87 245L88 243H91V244H92V242H94L96 238H97L96 240H98V237H99V239L101 240L102 237H106V235H108V233H111V234L109 235V236H111L112 233H113L112 230L115 229L114 232H116V231L118 230V227H114V229H112V230H111L110 232H108V233H105V231H101V230L99 231L100 233H98V232L96 231L97 228L93 227V228H95V229H93L92 226H91V224H90L89 222H91L92 219H94V220H96V221H99L100 223H102V222L104 223V222H107V221H114L113 219H114V217H115V219H116V214H117V211H116V210L120 209V208L123 206L122 201H123L124 198H125L124 195H122V197H121L122 199H119V198L116 199L118 196H117V195L115 196L114 194H112L113 196H110V197H112V198H110V197H108V196H107V197L105 196V198H104V196L101 195V193L104 192L103 190H106V189H105V187H104V188H101V187H100L98 190L101 189L102 192H101V190H100V191H99L100 193L98 192V193H99V194H98V193H96L98 190H97V191H94L92 194H90V198L92 197L91 200H90V198L88 197L87 200H89V201H87V202L85 201L84 204H83V202H82L81 199H80L79 201H78V200H77V201L75 200V201H73V202L71 203V201L73 200L72 197H73L74 195H76V194L79 195V193L82 191V189H84V186H85L86 188L89 187L92 183H94V182H93L94 180L92 181V180L89 179V180L91 181V183H90V181L87 180L86 178H85L84 180H78L76 177H74V174H70V173H69L71 169L68 168L69 165H70V167H72V168H74V165H75V168L78 169L77 164H76L74 161H73V162H74V164H73L72 161H71V159H65V160L62 161L61 159H62L63 157H61L60 159L58 158L59 160H58V159H57V160H54L55 163L58 161V162H57L58 165H57V164H54V161H53V162L50 161L49 164H50V165L52 164V166L55 165L53 168L56 169V167L62 166V164H65L66 162H69V161H70V164L68 163L69 165H68L67 163L65 164V165H67V168H68V169L66 168L67 172H66V171H62V172H66V173H64V174H65L64 177H63V175H60V174L53 175V174H54L53 172H54L55 170L50 171L51 173H53V174H51V175H50V173L48 172V174H49L48 177L50 176L51 179H52L51 182L54 181V182H56V183H59V186H57V187H59V188H56V186L54 187V185H55V184H54V185L52 186L53 189H52V187L49 188V189H51V191H50V190H47L46 192L42 193V194H41L42 196H41L40 193L38 194V189H36L37 184H38V182H37L36 179H39V178H40L39 176H41L42 171H41V173H39V175H37L38 173H34V172H31V171H28L27 167H28V168H31V166H30V167L27 166V164H28V163L26 162L27 160H25V162L27 163V164H25V162L23 161V160H24V158H23V154H22L21 152H19L18 157H16V156H17L16 154L18 153L17 150L20 151L21 147H22V149H23L24 144H23L22 142H19V143H17ZM20 145H21V146H20ZM25 145H26V144H25ZM47 145H48V147H47ZM49 145H50V146H49ZM99 145H100V144H99ZM155 145H156L157 147H156ZM162 145L165 146L164 142H163V144H161V146H162ZM129 146H130L131 148H133V149H131ZM13 147H14V146H12V149H14ZM90 147H91V148H90ZM93 147H94V148H93ZM1 148H0V151H1ZM18 148H19V149H18ZM57 148H58V147H57ZM57 148H56V149H57ZM124 148H123V149H124ZM213 148H214V147L210 148V146H209V149H207V151H205L204 153L200 154L201 157H202V155H203V159H204V160H206V161H210V162H211V161H212V162L215 161V160H213V159H214V157L217 158V153H216V148H215V152H213V151H214ZM91 149H92V150H91ZM97 149H99V150L97 151ZM125 149H124V150H125ZM128 149H129V151L127 152ZM146 149H147V148H146ZM157 149H158V150H157ZM160 149H161V150H160ZM224 149H225V148H224ZM95 150H96V151H95ZM144 150H145V149L143 148V151H144ZM208 150H209V151H208ZM21 151H22V150H21ZM134 151H135V152H134ZM221 151H223V147H222V150H221V149H217V152L220 153ZM3 152H4V151H3ZM94 152H95L96 154H95ZM145 152H146V151H145ZM211 152H212V153H211ZM245 152H247V150H245ZM134 153H135L136 156H133ZM149 153H150V154H149ZM153 153H154V152H153ZM209 153H210V154H209ZM248 153H250V152H248ZM21 154H22V156H20ZM115 154H116V153H115ZM151 154H152V151H149L148 153H145L144 157H146L147 155H148V157H149ZM183 154H184V155H183ZM204 154H205L206 157L204 156ZM128 155H129V156H128ZM186 155H187V156H186ZM212 155H214V156H212ZM112 156H113V157H112ZM123 156H125V157H123ZM179 156H180V157H179ZM207 156H208L209 158H208ZM19 157H20V158H19ZM37 157H38V156H37ZM128 157H129V158H128ZM130 157H132V158H130ZM174 157H175V158H174ZM190 157L192 158V156H190ZM196 157H198V156L196 155ZM15 158H16V160H15ZM17 158H19V159L17 160ZM186 158H187V160H188V159H189V160L187 161ZM207 158H208V159H207ZM13 159H12V161H13ZM21 159H23V160H22L23 164H21L22 167H20V166H21L20 163H22V162H21ZM113 159H114V160H113ZM168 159H166V160H161V162H162V161L166 162V163H163V162H162L163 165L166 164V165H164V166H163L162 164L157 163V166H159V168H162V166H163V168H165L164 171H165L166 169H168V170H166L165 172H168V171L171 169V167H172L171 170H174V169H176V168L178 167L177 165H179V164H177L176 166H175V165H171V163H172L173 161H172L171 163H168V162H167ZM181 159H182V160H181ZM210 159H211V160H210ZM66 160H67V161H66ZM117 160H118L117 155H113V154H112V155H111V158L109 157V162H110V163H109V162L107 163V165H108L107 167H110V166H111V167H110L111 169L115 168L116 171H118L119 168H120V166H122V165H119V166H115V167H114V166H113V163H112V162H115V161H117ZM17 161H19V162H17ZM35 161H36V160H34V164H35V163H37V164L35 165L34 168H36L37 165H38L37 167L40 168L41 165H40V163L38 162V160H37L36 162H35ZM51 162H52V163H51ZM63 162H64V163H63ZM210 162H209V163H210ZM29 163H30V162H29ZM187 163H188V164H187ZM18 164H19V165H18ZM34 164H33V165H34ZM60 164H61V165H60ZM71 164H73V165H71ZM110 164H112V165H110ZM167 164H170L171 166L169 165L170 167L167 168V166H168ZM24 165H25V167H26V166H27V167L25 168ZM28 165H29V164H28ZM109 165H110V166H109ZM127 165H128L129 167H128ZM52 166H51V167L49 166L48 168H52ZM76 166H77V167H76ZM112 166H113V167H112ZM165 166H166V167H165ZM173 166H174V168H173ZM188 166H189V167H188ZM214 166H216V167H214ZM105 167H106V165H104V170H105V171H109V170H110V168H109V170H107L108 168H107V167L105 168ZM116 167H117L118 169H117ZM201 167H202V166H200V168H201ZM14 168H15V169H14ZM20 168H21V169H20ZM22 168H25V169H24L25 171H24ZM75 168H74V169H75ZM169 168H170V169H169ZM185 168H186V171H185ZM192 168H193V170H192ZM212 168H213V171H217V168H218L219 172H221V170H222L223 167L221 168L220 165L216 163V164L213 165ZM11 169H12L13 171H12ZM26 169H27V170H26ZM115 169H114V172H115ZM130 169H128V170H130ZM214 169H215V170H214ZM8 170H10V171H8ZM18 170H21V171H18ZM22 170L26 173V175H25L24 172H22ZM39 170H40V169H39ZM171 170H170V171H171ZM11 171H12V172H11ZM27 171L29 172V174L27 173ZM44 171H45V170H44ZM68 171H69V172H68ZM71 171H72V170H71ZM170 171H169V172H170ZM222 171L225 172L224 169H223ZM16 172H17V174H16ZM20 172H21V173H20ZM30 172L33 173L34 176H33V174L31 175ZM38 172H39V171H38ZM114 172H113V170H112V174H114V176H113L112 174L110 175L111 180H113L114 178H117V176L115 175L116 173H114ZM123 172H122V173H123ZM141 172H142V171H141ZM141 172H139V169H137V170L135 171V173H137V175H139V177H140V176L144 177V178L141 177V178H142V181H143V182H142V183H143L142 188L144 187L146 190H147V188H148V190H147L148 192L146 191L147 197H146V194L144 195L145 197L142 196V195H140V193L143 194V193H144V190H145V189H142V188H141L140 192L138 191V192H136L137 195L135 194L136 197H137V199H136V197H135V199H130L129 202H128V203H129L128 206H126L127 204H125V206L127 207V208H126V207H125V208L131 210V208L133 207L132 210H131L130 212H131L132 214H134V213H135V214L132 215V214L130 213V216L132 215V218H133V216H134V217H136V219H137L138 217L142 216L143 219H141V217H140V219H139V218H138L137 220L135 219L136 223H135V221H132V222H134V223L128 221V222H126L127 225H126V224L124 225V228H125L126 230L129 231V230H131L130 228H131L132 226H133V228H132V230H133V229L136 227V225H137V227L134 229V230L136 231L137 228L139 227L138 225H139L140 223H141L140 225H142V224H150V222H152V223H151L152 226L150 225L151 227L148 225V226L150 227V229L152 230V231L150 230V232H149L150 234L153 232L152 227H153L154 229L157 227V228L155 229L156 231H157V230H158V231H162L163 233H164V231H165V233L170 234L169 229L166 231V229L168 228V224L166 223V221H167L168 219H169V221H170L171 218H173L172 216H174L175 213L172 214V211H171V214H172V215L169 214V217H170V215H171L170 218L168 217V215L165 216V215H163V213H159L158 215H161V216H158V215H157V217L155 216L156 219H157L158 217L160 218V220H159V218L157 219L159 222H158L157 220L149 221V220H151V219H155V217L153 218L152 215H151V214H152V211L149 212V213H151V214L145 212V215H143V214H144V211H143V209H142V207H141L143 204H144V205H143V208H144L145 204H146V206H149L148 203H149L150 200H151L152 202H151L150 205L156 206V205H155L156 203L153 201V200L155 199V196H156V193H155V191H154V189H153V186H154V188H155L156 184H157L158 182H160V181H159L160 178L158 177L157 179H159V180L156 179V181H155V179H154V181L152 182V180L150 181V179L152 178V176H150V175L152 174V172H150V173H141ZM3 173H4V174H3ZM19 173H20V174H19ZM122 173H121V175H122ZM135 173H134V175H136ZM15 174H16V175H15ZM21 174L23 175V177L25 176V177L28 178V179H26V178L24 177V179H25L26 181L28 180V182L24 181V179L21 178V177H22ZM141 174H143V175H141ZM146 174H149V175H146ZM204 174H205V173H201V174H200V176H201L200 179H202L203 177H204V178L206 177L205 179L208 178L209 183H211V182L213 181V179H212L211 177L214 178V176H212L211 174H214V172H212L211 174H210V172H208L207 175H205V176H204ZM226 174H227V173H226ZM17 175H18V177H19V176H21V177L17 178ZM87 175H89V176L92 175L91 171H89V173H87ZM184 175H183V176H184ZM189 175H190V174H189ZM208 175H211V177L208 176ZM214 175H215V174H214ZM32 176H33V177H32ZM35 176H37L38 178L36 177V179H34ZM52 176H53V177H52ZM61 176H62V177H61ZM70 176H71V177H70ZM115 176H116V177H115ZM119 176H120V174H119ZM119 176H118V178H119ZM145 176H146V177H145ZM147 176H149V177H147ZM14 177H15V178H14ZM31 177H32V179H30ZM56 177H57V178L59 177V178H58V181H57V178H56ZM69 177H70V178H69ZM94 177L97 178L98 176H97V175H94ZM112 177H114V178H112ZM150 177H151V178H150ZM209 177H210L211 179H210ZM6 178H7V179H6ZM53 178H54V179H53ZM55 178H56V180H55ZM65 178H66V179H65ZM71 178H73V179H71ZM118 178L115 179V180L118 181V180H119ZM141 178H140V181H141ZM22 179H23V180H22ZM69 179H70V180H69ZM143 179H145V180L147 179V182L150 181V183L148 182L149 184L146 182V184H147L148 186H147L146 184H145V186H144V180H143ZM209 179H210L211 181H210ZM214 179H215V178H214ZM32 180H33V181H32ZM39 180H40V179H39ZM67 180H68V181H67ZM85 180H87V182H85ZM22 181H23V182H22ZM71 181H72V182H71ZM88 181H89V182H88ZM35 182H36V183H35ZM82 182H83V183L85 182V184H83ZM156 182H157V183H156ZM31 183H32V184H31ZM70 183H71V185H70ZM86 183H90V184H87V185H86ZM152 183H153V184L155 183V184L152 186ZM203 183H204V184H203ZM234 183L237 184L235 178H233V179L231 180V183H230V184L233 185ZM23 184H22V186H21V184H20V187H23V186H24ZM28 184H29V186H28ZM65 184H66V185H65ZM202 184H203L202 187H205V186H206L205 188H202L203 191H204L206 188H208V182H203V181H202ZM206 184H207V185H206ZM30 185H31V187H30ZM69 185H70V186H69ZM72 185H73V186H72ZM83 185H84V186H83ZM141 185H142V184H141ZM76 186H78V187H76ZM81 186H82V188H81ZM146 186H147V188H146ZM209 186H210V185H209ZM230 186H231V185H230ZM69 187H72V189L69 188ZM91 187H92V185L90 186V188H91ZM93 187H94V186H93ZM30 188H31V191H32L33 193L30 191ZM75 188H76V189H75ZM79 188H80V189H79ZM150 188H151V189H150ZM167 188H169V187H167ZM167 188H166V189H167ZM20 189H21V188H20ZM22 189H23V188H22ZM22 189L19 190V191H17V193H16V194H19V197H22V196H25V195H26L25 192H24V190L22 191ZM27 189H28V190H27ZM54 189H55V192L51 193ZM56 189H57V190H56ZM61 189H62V190H61ZM66 189H67V191H66ZM202 189L199 188L200 191H198V193H200V195H201ZM33 190H34V191H33ZM58 190H59V192H58ZM64 190H65V191H64ZM78 190H80V191H78ZM142 190H143V191H142ZM149 190H150L151 193L149 192ZM70 191H71V192H70ZM20 192H21L22 196H20V195H21ZM34 192H35V193H34ZM47 192H48V193H47ZM62 192L65 194V196H64L63 194H62V196L60 195ZM65 192H67V193H65ZM68 192H70V193H68ZM78 192H79V193H78ZM205 192H206V191H205ZM23 193H24V194H23ZM56 193H57L58 195H57ZM59 193H60V194H59ZM149 193H150V194H149ZM198 193H197V194H198ZM208 193H210V191L207 192V193H204V194H205L204 197H203L204 199H205V197H209V196H212V195L214 194V193H211L212 195H209V196H208V195H207ZM31 194H32V195H31ZM36 194H37V195H36ZM45 194H46V195H45ZM55 194H56V195H55ZM68 194H72V195L68 196ZM73 194H74V195H73ZM93 194H95V196H97V195H99V196H97V198H96V197L94 198V196H92ZM96 194H97V195H96ZM148 194H149V195H148ZM151 194H152V195H151ZM47 195H48V196H47ZM52 195L54 196V199H52V198H53ZM100 195H101V197H100ZM139 195L142 196V198H141ZM153 195H154V196H153ZM16 196H18V195H16ZM36 196H38V197H36ZM51 196H52V197H51ZM59 196H61V197H59ZM67 196H68V197H67ZM71 196H72V197H71ZM114 196H115L116 198H115ZM149 196H151V197H149ZM152 196H153L154 198H153ZM25 197H28V196L26 195ZM32 197H31V198H32ZM46 197H48V198H46ZM49 197H51V198L49 199ZM56 197H57V198L59 197V199H57ZM62 197H63V198H62ZM64 197L66 198V200L64 199ZM138 197H139L140 199H139ZM148 197H149V198H148ZM61 198H62V199H61ZM107 198H108V199H107ZM143 198H144V199H143ZM147 198H148V199H147ZM151 198H153V199H151ZM44 199H45V200H44ZM56 199H57V200H56ZM60 199H61V200H60ZM63 199H64V202H65V203L63 202ZM68 199H69V200H68ZM70 199H72V200H70ZM97 199H98V200H97ZM100 199H101V200H100ZM104 199H105V200H104ZM106 199H107V200H106ZM114 199H115V200H114ZM162 199H163V198H162ZM162 199L159 200V203H161V200H162ZM201 199H202V198H200V200H199L198 202H196V204H197V203H198V204H202ZM204 199H202V201H203ZM58 200H60L61 202H60V201L58 202ZM102 200H104L105 205L108 204V205H107L108 207L105 206V207H107V208H105V207L103 206L104 203H102ZM109 200H111V201H109ZM118 200H121L120 202H121L122 206H120L121 204H120V202H119ZM133 200H134V201H133ZM164 200H165V199H163V201H164ZM45 201H46V202H45ZM90 201H91V202H90ZM92 201H93V202H92ZM96 201H97L98 204L96 203ZM116 201H117V202H116ZM139 201H140V202L142 201V202H141L142 205H141V203H140ZM163 201H162V202H163ZM44 202H45V203H44ZM66 202H67V203H66ZM68 202H70V204H68ZM89 202H90V203H89ZM106 202H107V203H106ZM108 202H109L110 204H109ZM112 202H114V203L112 204ZM130 202H134L137 206H138V204H139L138 207L136 206L137 209H136V207H134L135 204L133 203V206H132V203H130ZM136 202H137V203H136ZM144 202H145V203H144ZM146 202H147V203H146ZM164 202H165V201H164ZM203 202H204V201H203ZM79 203H80V204H79ZM87 203H88V204H87ZM152 203H153V204H152ZM165 203H166V202H165ZM165 203H161V204L163 205V204H165ZM58 204H60V205H61V204H64V205H61V207H59ZM65 204H66L67 207H65ZM72 204H73V205H72ZM74 204H75V205H74ZM81 204H83V206H85V207L81 206ZM90 204H91V205H90ZM94 204H95V205H94ZM101 204H102V205H101ZM111 204H112V205H111ZM117 204H118V205H117ZM57 205H58V206H57ZM77 205H78V206H77ZM87 205H88V206H87ZM129 205H130V206H129ZM140 205H141V206H140ZM162 205H160L158 208H161ZM0 206H1V205H0ZM72 206H73V208H71ZM91 206H93V207H91ZM94 206H95V207H94ZM96 206H98V207H96ZM99 206H101V207L103 206L102 208H104L105 210H104V209H103L104 211L101 210L102 208L99 207ZM111 206H112V207H111ZM116 206H118V207H116ZM146 206H145V207H146ZM23 207H25V206H23ZM58 207H59L60 209H59ZM62 207H63V208H67V209L70 208V209H69V210L66 209V211H65V210H61ZM77 207H78L79 209H81L80 207H83V208H85L86 210H85V211H84L83 209L79 210ZM87 207H88V208H87ZM89 207L92 208V209L89 210ZM109 207L114 208V209H110ZM140 207H141V208H140ZM262 207H263V208H262ZM0 208H1V209H0L1 211L5 209V208L3 207V204H2V206H1ZM2 208H4V209H2ZM76 208H77V209H76ZM139 208H140V209H139ZM261 208L264 209V203L262 204ZM54 209H55V210H54ZM72 209H74V210H72ZM75 209L78 210L79 212H80V211H82L83 213L85 212V214H83V215H85V216H83L84 218L79 219L78 217H79L82 213L80 212L81 214H78V211H76ZM87 209L90 211V215H92L93 213H95V212L98 211L99 209H100V211L103 212V213H100V214L98 215V217H96V218H94V217H93V218H88L90 215L88 214L89 212L87 211ZM109 209H110V211H109ZM121 209H122V208H121ZM123 209H124V208H123ZM187 209H188V208H186V210H187ZM192 209H193V207H192ZM192 209H191V210H192ZM91 210H92V211H91ZM94 210H96V211H94ZM114 210H115V211H114ZM139 210H140V211H139ZM180 210H181V211H180ZM180 210H178V211L176 210V211H177L176 213H177V215L179 214L180 216H181L180 213H182V216H181V217L184 219V217H186V216L188 217V215H189L190 213L194 214V211H193V210H196V209H193L192 212H191V210L188 209V210L190 211L189 213H186L185 208H180ZM182 210H183V211H182ZM188 210H187V212H188ZM63 211H65V212L63 213ZM73 211H75V212L72 213ZM105 211H106V212H105ZM134 211H136V212H134ZM173 211H174V210H173ZM179 211H180V212H179ZM184 211H185V212H184ZM104 212H105V213H104ZM113 212L115 213V215H114V214L112 215ZM137 212H138V213H137ZM139 212H140V213H139ZM142 212H143V213H142ZM183 212H184V213H183ZM199 212H200V211H197V210H196V213L199 214ZM70 213H71V214H70ZM91 213H92V214H91ZM107 213H108V214H107ZM41 214H42V215L39 214L41 217L38 215V217L35 218L36 221H38V222H43V221H42V217H43V219L47 218V217L49 216L50 212H49V213H46V214H48V215H46V214H44V213H41ZM69 214H70V215H69ZM104 214H106L107 217H109V219H108L107 217H105L107 221H106V220L104 221V219H105V218H104ZM110 214H111V215H110ZM141 214H142V215H141ZM184 214H186V216H185ZM187 214H188V215H187ZM73 215H74V216H73ZM75 215H76V216H75ZM106 215H105V216H106ZM108 215H109V216H108ZM146 215H147V216H146ZM194 215H195V214H194ZM44 216H45V217H44ZM110 216H111V217H110ZM112 216H113V217H112ZM145 216L147 217V220L149 219L148 221L146 220V218H145V220H144V217H145ZM163 216H164V220H163ZM197 216H199V215H197ZM200 216H201V215H200ZM39 217H40V218H39ZM101 217H103V218H101ZM148 217H149V218H148ZM166 217H168V218H166ZM181 217H180V219H181ZM74 218H76V220H74ZM77 218H78V219H77ZM100 218H101V219H100ZM110 218H111V219L113 218V219L111 220ZM161 218H162V219H161ZM35 219H34V220H35ZM48 219H49V217H48ZM69 219H70V221H69ZM88 219H89V221H88ZM90 219H91V220H90ZM97 219H98V220H97ZM165 219H166V220H165ZM208 219H209V220H208ZM208 219L206 218L205 220H207L208 222H210L211 218H208ZM0 220H1V222L3 221V219H2L1 217H0ZM39 220H40V221H39ZM78 220H80V221L83 220L85 223H84L83 221H82V222L79 221V222H80V224H79V223H78ZM94 220H93V221H94ZM119 220H120V219H119ZM119 220H118V222H119ZM129 220H130V219H129ZM143 220H144V221H143ZM36 221H35V222H36ZM130 221H131V220H130ZM139 221H140V222H139ZM142 221H143V222H142ZM24 222H25V223H24ZM24 222H21V223H20L21 226L25 224L24 226H22L23 229L26 228L25 230H29V229L31 228V226H32V227L34 226L35 231L38 230V232H35L36 234L34 233V236H33V237L31 236L32 240H34L35 238H37V239H35L34 241H30L31 245H28L29 247L27 246L28 249H31V248H32L31 246H36V248H35L36 251H35V249H34V251H35V255H36V256L34 255L35 257H34V256L32 257L31 262H34V261H37V260L40 261V259H41V261H42V260H43V255L45 256V255H49V254L51 253V252H50V253L48 254V250H46L47 247L44 246V248H43V244H41L42 246L40 245L41 247L38 245V243H39L38 240L40 241V239H41L40 234L43 233V232L41 231V228H42V230L44 229V228L42 227V225L45 227V226L47 225V222H46V220H44V222H43L44 224H43V223H40V225H38V222H36V223H37V226H38L39 228L35 226V225H36L35 222L32 223V225H29V224H30L29 221H27V223H26V221H24ZM28 222H29V224H28ZM45 222H46V223H45ZM156 222H157L158 224H157ZM163 222H165V223H163ZM167 222H168V221H167ZM203 222H204V221H203ZM74 223H75V224H74ZM103 223H102V224H103ZM138 223H139V224H138ZM153 223L155 224L156 227L153 225ZM162 223H163V224H162ZM45 224H46V225H45ZM78 224H79L80 226H79ZM82 224H83V225H82ZM86 225H87V227H86ZM131 225H132V226H131ZM134 225H135V227H134ZM159 225H160V226H159ZM21 226H19L18 228L21 229V228H20ZM29 226H30V227H29ZM81 226L85 227V228H84L85 230H84L83 228H82V230H81V228H80ZM125 226H126V227H125ZM128 226H129V227H128ZM27 227H29V228H27ZM35 227H36V228H35ZM40 227H41V228H40ZM158 227H159V228H158ZM163 227H164V229H163ZM160 228H162V230H161ZM189 228H190V227L187 226V231L189 230ZM73 229H74V232H73ZM78 229H79V230H78ZM90 229H91V230H90ZM159 229H160V230H159ZM190 229H191V228H190ZM68 230H69V231H68ZM88 230H89V231H88ZM92 230L94 231V234L92 233V232H93ZM98 230H99V229H98ZM134 230H133V231H134ZM163 230H164V231H163ZM65 231H66L67 233H66ZM84 231H86V233H83ZM90 231H91V232H90ZM95 231H96L98 234H97ZM135 231H134V232H135ZM185 231H186V230L184 229V231H183L184 234H185ZM187 231H186V232H187ZM62 232H63V233H62ZM69 232H70V233H69ZM71 232H73V233H71ZM38 233H40V234H38ZM60 233H62V235H60ZM65 233L67 234L66 236H64ZM81 233H82V234H81ZM88 233H89L90 235H89ZM95 233H96V234H95ZM103 233H105V234L102 236ZM183 233H182V234H179V233H173V231H171V235H170V237H171V236H172V237H173V236L175 237L174 242H175V244L178 246V248H195V247L198 246V243L196 244L197 241H196L195 239L193 240V238H191L192 236H188V235L185 236ZM55 234H54V235H55ZM71 234L76 235V236H74V237H73V236H70ZM77 234H78V235L81 234V236L83 235V236H82L83 238H82L81 236H78ZM100 234H101V235H100ZM173 234H174V235H173ZM177 234H178V235H177ZM38 235H39V236H38ZM91 235H92V236H91ZM96 235H97V236H96ZM180 235H183V236L181 237ZM56 236H54V238H55V239H58V237L56 238ZM61 236H62V237L64 236V237L61 238ZM68 236H69V237H68ZM84 236H85V237H84ZM86 236H87V238L89 239V241H88V239L86 238ZM90 236L93 237V238L90 239V238H91ZM94 236H95L96 238H95ZM100 236H101V238H100ZM112 236H114V235H112ZM112 236L107 238L109 241H110V239H111V241L109 242V244H111V243L114 242V237H112ZM0 237H3L1 240H4V238H5V236H0ZM34 237H35V238H34ZM65 237H66V238L68 237V238L66 239L67 241L65 240ZM70 237H72V239H71ZM80 237H81L82 240L80 239ZM172 237H171V239H174V237H173V238H172ZM183 237H185V238L183 239ZM189 237H190V239H189ZM39 238H40V239H39ZM69 238H70V239H69ZM112 238H113V239H112ZM131 238H132V239H131ZM151 238H152V237H150V238L148 237V240H151L149 243H152V241H154V238H152V239H151ZM176 238H177V239H176ZM187 238H188V239H187ZM255 238H257V237H255ZM5 239L8 240L7 238H5ZM59 239H58V240H59ZM75 239H78V240L76 241ZM85 239H86V240H85ZM125 239H126L127 241H126ZM129 239H130V240H129ZM70 240L73 242V245H74V242H75V241L77 242V243L75 242L76 244H78V242H79V244H78L77 246L75 245L76 247H73V245H71V243H70V242H71ZM73 240H74V241H73ZM92 240H94V241H92ZM100 240H99V241H100ZM188 240H190V241H188ZM252 240H253V239H252ZM257 240H260V238L258 237ZM36 241H37V242H36ZM81 241H82V243H80ZM84 241H86V243H83ZM122 241L127 243V244L125 243V246H126V247L122 245V246L124 247L123 249H126L127 247H128V249H126L125 251H124V250L120 251L121 253H120L119 251H118L119 253L116 251L117 253L114 252L115 254H114V253H112V254H114V255H117V254H118V256L120 257L121 254L123 255V254H125V253H128L127 251L132 250V249L135 247L134 245H136V243H137L136 240L133 239L132 235H131V237L129 236L128 238H124V240H122ZM131 241H132V242H131ZM187 241H188V243H187ZM4 242H6V241H4ZM4 242H3V243H4ZM30 243H28V244H30ZM36 243H37V244H36ZM96 243H97V242H96ZM96 243H95V244H96ZM128 243H129L130 245H129ZM132 243H135V244H132ZM149 243H146V242H145L144 244H145V245H146V244L149 245ZM154 243H155V241H154L152 244H154ZM191 243H192L193 245H192ZM194 243H195V244H194ZM131 244L133 245V247L131 246ZM137 244H138V243H137ZM69 245H70V246H69ZM80 245H82V247H79ZM84 245H85V246H84ZM92 245H93V244H92ZM128 245H129V246H128ZM38 246H39V247H38ZM71 246H72L73 250H74V249H77L76 252H74L73 255H72V253H73L72 248H71V249L69 248V247H71ZM190 246H191V247H190ZM30 247H31V248H30ZM37 247H38V248H37ZM45 247H46V249H45ZM93 247H94V246H93ZM33 248H34V247H33ZM33 248H32V249H33ZM78 248H79L80 250H81V248H82V250L80 251V250H78ZM83 248H84L85 250H83ZM41 249H42V250H41ZM43 249H44V250H43ZM69 249H70V250H69ZM39 250H40V251H39ZM45 250H46V251H45ZM105 250H106L107 253H105ZM109 250H110L109 248L104 249V251H103V250H98V251H97V253H99L98 255H97V254H94V253H92V254H93V255H97V256L100 255L101 257H105V255H106V257H107L108 255H110V253H108V252H111V251H109ZM169 250H170V249H169ZM42 251H43V252H42ZM44 251L47 252V254H46ZM74 251H75V250H74ZM123 251H124V252H123ZM37 252H38L39 254H37ZM68 252H69V253H68ZM83 252H82V254H83ZM122 252H123V253H122ZM44 253H45V254H44ZM76 253H77V254H76ZM84 253H85V252H84ZM88 253H89V251H88ZM88 253L86 252V254H88ZM103 253H104V254H103ZM41 254H42V257H40ZM64 254H65V255H64ZM89 254H90V253H89ZM102 254H103V256H102ZM37 255H38V256H37ZM62 255H61V253H60V256H61V257H62ZM69 255H70V256H69ZM220 256H223V255H220ZM36 257H37V259H35ZM146 259H148V257H146ZM6 261H7V260H5V261L3 262V264H7V263L9 264V261H7V262H6ZM250 261H251V259L248 260V262H250Z\"/></svg>",
    "mask_w": 264,
    "mask_h": 264
}]
</instances>
